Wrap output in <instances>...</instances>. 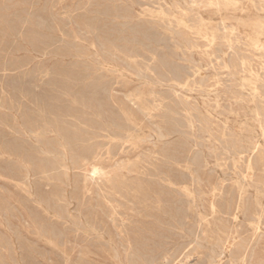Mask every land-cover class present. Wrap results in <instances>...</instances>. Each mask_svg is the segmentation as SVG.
Segmentation results:
<instances>
[{
	"label": "rangeland",
	"instance_id": "374dc122",
	"mask_svg": "<svg viewBox=\"0 0 264 264\" xmlns=\"http://www.w3.org/2000/svg\"><path fill=\"white\" fill-rule=\"evenodd\" d=\"M2 1V3H1ZM0 1V132L2 129V134L0 136V260H3L8 264V260L13 256V249L15 248V252L17 253V259L19 260V264H63L62 258L60 254H56L52 252V247L48 242V232L51 230H63L67 234L69 253L71 255V259L69 264H175L178 259H183L187 262V264H206V262L212 257L218 256L220 253L219 246L225 240L226 236L233 233L235 231V243L233 247L227 248L222 255L220 264H228L230 261H234L237 257V254L242 249L245 248L247 254V264H264V184L263 185H255L252 187L245 189L244 191V201H245V209L242 211L244 213L238 214L237 220H232V216L227 214L225 208V201L227 199H232L233 202L236 201L238 195V185L241 183V174L244 171V165L238 164L237 166L233 164L232 160L228 157L229 155H224L225 151L223 147L219 144L211 143L209 145V138L207 133L204 131H200L199 127L196 125L193 130L189 127L188 122L191 120L189 116L198 117L207 116L210 114V122L213 124V131H221L222 124L226 123V125L232 130V132L236 135H244V136H254L259 138L260 130L257 126V122L253 119L252 110L255 107V104L251 103H235L231 100L230 95L226 97H221L219 99V104L222 108H216V104L214 100V95L207 97L202 94L199 96L196 93H188L182 94L183 96L176 97L170 90L168 86L159 85L157 80L148 83H154L152 89L149 85H147V79L143 78L144 76H148L145 73L144 67L146 64V58L148 59L147 51L151 48L150 39L153 34L156 35V30L146 22L142 21L139 18L138 13L140 14L144 10H155L156 0H1ZM9 1V2H8ZM11 1V3H10ZM35 1H37L35 3ZM84 4H83V2ZM104 1V2H103ZM115 1V2H114ZM136 1V2H135ZM146 1V4L145 2ZM149 3H148V2ZM7 2V3H5ZM24 2V3H23ZM59 2V3H58ZM77 2V4H76ZM80 2V3H79ZM96 2V3H95ZM103 2V3H102ZM106 2H108L106 4ZM120 2V3H119ZM123 3V5L121 4ZM144 2V3H143ZM31 5L29 6L28 5ZM31 3V4H30ZM51 3V4H50ZM87 3V4H86ZM89 3V5H88ZM92 3L94 5H92ZM115 3V6H113ZM152 3V4H151ZM17 4V5H16ZM34 4V5H33ZM37 4V5H35ZM45 6H44V5ZM49 4V5H48ZM63 4V5H62ZM84 6V9L82 6ZM130 4V5H129ZM143 4V5H142ZM264 2L261 4L264 7ZM7 5V6H4ZM9 5H11L9 7ZM13 5V6H12ZM54 5V6H53ZM77 5V6H76ZM79 5V6H78ZM112 6V7H109ZM126 5V6H125ZM132 5V6H131ZM136 5V6H135ZM151 5V6H149ZM155 5V6H154ZM249 2L244 1L240 6L242 9L246 10L245 13L237 11H223L221 15H211L209 18L211 20V26H216L218 29L221 27L220 18L223 20L224 24L227 27H237L239 32L241 33V37L244 40L246 34L251 32L252 27H243L239 25V20H246L249 18L251 22L260 20L264 21V11H259L261 5L258 2H255V5L251 6ZM15 6V7H14ZM23 6V7H22ZM89 6V7H88ZM99 6V7H98ZM119 8H118V7ZM124 6V7H123ZM257 8H256V7ZM259 6V7H258ZM4 7V8H3ZM8 7V8H7ZM14 7V8H13ZM32 7V8H31ZM52 7V8H51ZM67 7H70L67 8ZM79 7V8H78ZM82 7V8H81ZM106 7V8H105ZM114 7V8H113ZM253 7V8H252ZM25 8H28L27 10ZM35 8V9H34ZM39 8V9H38ZM48 8V9H47ZM72 8V9H71ZM123 8V9H122ZM126 8V9H125ZM134 10H132V9ZM137 8V9H136ZM144 8V10H140ZM9 9V10H8ZM41 9V10H40ZM46 9L44 12L43 10ZM56 10L54 12L53 10ZM75 9V11H74ZM78 9V10H77ZM86 9V10H85ZM94 9V10H93ZM97 9V10H95ZM99 9V10H98ZM108 9L109 11L107 12ZM112 9V10H110ZM115 9V10H114ZM120 9V12H118ZM128 9V10H127ZM3 10V11H2ZM8 12H7V11ZM24 12H22V11ZM35 10L37 12H35ZM48 10V11H47ZM72 10V11H71ZM82 10V11H81ZM88 10V11H87ZM91 10V12H90ZM101 10V11H100ZM114 10V11H113ZM258 10V11H257ZM6 11V12H5ZM30 11V12H29ZM37 15H35L33 12ZM60 11V12H59ZM67 11V13H66ZM70 11V12H69ZM78 11V12H77ZM102 11H104L102 13ZM116 11V12H115ZM127 11V12H126ZM256 11V12H255ZM32 12V13H31ZM40 12V13H38ZM42 12V13H41ZM77 14H73V13ZM90 12V13H89ZM95 12V13H93ZM111 12V13H110ZM113 12V13H112ZM124 12V13H123ZM137 12V13H136ZM17 13V14H16ZM20 13V15L18 14ZM46 13V14H45ZM56 13V14H55ZM71 13V14H70ZM81 13V14H80ZM85 13V14H83ZM100 13V14H98ZM110 13V14H109ZM118 13V14H117ZM120 13V14H119ZM126 13V14H125ZM16 16H15V15ZM52 14V15H51ZM59 16H58V15ZM73 14V15H72ZM80 14V15H79ZM98 14V15H97ZM116 14V15H115ZM137 14V15H136ZM6 15V16H5ZM13 15V16H12ZM50 15V16H49ZM56 15V16H55ZM71 15V16H70ZM77 15V16H76ZM79 15V16H78ZM89 15V16H87ZM94 15V16H93ZM96 15V16H95ZM105 15V17H103ZM114 15V16H112ZM132 15V16H131ZM8 16V17H7ZM11 16V17H9ZM19 16V17H18ZM23 16V17H22ZM26 16V17H24ZM32 16V17H31ZM48 18H47V17ZM54 18H53V17ZM83 16V18H82ZM86 16V18L84 17ZM91 16V17H90ZM100 18H99V17ZM102 16V17H101ZM222 16V17H221ZM23 19H22V18ZM59 17V18H58ZM69 21H68V18ZM72 17V20L70 19ZM89 17V18H88ZM117 17V18H116ZM138 17V18H137ZM13 18V19H10ZM61 18V19H60ZM95 18V20H94ZM102 18V19H101ZM109 18V20L107 19ZM122 18V20L120 19ZM5 19V20H4ZM9 19V20H8ZM57 19V20H56ZM60 19V20H58ZM76 19V20H74ZM92 21H91V20ZM106 19V21H105ZM113 19V20H112ZM127 19V20H126ZM135 19V21H134ZM235 19V21H234ZM13 20V21H12ZM36 20V21H35ZM81 20V21H80ZM88 20V21H87ZM98 26H97V22ZM100 20V21H99ZM112 22H111V21ZM130 20V21H128ZM6 21V22H5ZM11 21V25L8 24ZM16 21V22H15ZM28 21V22H27ZM40 23H39V22ZM53 21V23L51 22ZM64 23H63V22ZM85 21V22H84ZM102 21V22H101ZM127 21V22H126ZM131 21L134 23H131ZM141 21V22H140ZM23 22V23H22ZM26 22V23H25ZM37 25H36V23ZM43 22V23H41ZM50 22V23H49ZM61 22V23H57ZM68 22V23H65ZM73 22V23H72ZM75 22V23H74ZM96 22V23H95ZM106 22V23H105ZM110 22V23H109ZM115 22H117L115 24ZM140 22V23H139ZM2 23L4 25H2ZM21 23V24H19ZM35 23V24H34ZM46 23V27L45 24ZM71 23V24H70ZM77 23V25H76ZM91 23V25H90ZM105 23V24H104ZM112 23V25H110ZM120 23V24H119ZM128 23V24H127ZM139 23V24H138ZM217 23V24H216ZM249 23V22H248ZM9 26H8V25ZM15 24V25H14ZM56 28H52L49 25ZM70 24V25H69ZM74 24V25H73ZM84 24V25H83ZM101 24V25H100ZM107 24V25H106ZM109 24V26H108ZM114 24V25H113ZM127 24V25H125ZM130 24L132 26H130ZM141 24V25H140ZM144 24V27H143ZM14 25V26H13ZM18 25V26H17ZM26 25V26H25ZM39 25V26H38ZM61 25V26H60ZM63 25V26H62ZM94 25V26H93ZM136 25V26H135ZM220 27H219V26ZM237 25V26H236ZM20 26L21 29L19 28ZM49 26V27H48ZM78 26V27H77ZM91 26V27H89ZM102 26V27H101ZM121 26V27H120ZM126 26V27H125ZM135 26V27H133ZM147 26V27H146ZM7 27V28H6ZM14 27V29H13ZM17 27V28H16ZM33 27V28H32ZM35 27V28H34ZM42 27L44 29H42ZM62 27L63 30L62 31ZM74 27H76L74 29ZM95 27V28H94ZM98 27V28H97ZM111 27V28H110ZM113 27V28H112ZM139 27V28H136ZM146 29V30H142ZM31 28V29H30ZM38 28V29H37ZM52 29V31L50 30ZM70 28V30H69ZM84 28V30H83ZM105 28L107 32H105ZM137 30H136V29ZM28 29V30H27ZM61 29V30H60ZM69 31H68V30ZM78 29V30H77ZM87 29V30H86ZM98 29V31L96 30ZM103 29V31H102ZM124 29V30H123ZM126 29V30H125ZM139 29V30H138ZM150 29V31H149ZM154 31H153V30ZM16 30V32H15ZM22 30V32H21ZM25 30V31H24ZM36 30V33L35 31ZM76 30V31H75ZM81 32H80V31ZM86 30V32H85ZM91 30V31H90ZM111 30V31H110ZM133 30V31H132ZM141 30V31H140ZM152 30V31H151ZM221 32L218 33L222 36L223 31L221 28L219 29ZM3 31V33H2ZM6 31V32H5ZM13 31V32H12ZM28 31V32H27ZM40 31V32H39ZM49 31V32H47ZM59 31V32H57ZM71 31V32H70ZM84 31V32H83ZM115 33H114V32ZM117 31V33H116ZM129 31V32H128ZM143 31V32H142ZM145 31V32H144ZM9 34H8V33ZM24 32V33H23ZM31 32V33H30ZM44 32V33H43ZM65 32V33H64ZM69 32V33H68ZM78 32V34H77ZM97 32V33H96ZM123 32V33H122ZM130 35H128L127 34ZM147 32V33H146ZM149 32V33H148ZM155 32V33H153ZM23 33V34H22ZM42 34V36L40 35ZM64 33V34H63ZM80 33V34H79ZM85 33V34H84ZM89 33V34H88ZM92 33V34H91ZM111 33V34H110ZM113 33V34H112ZM141 33V34H140ZM4 34V36H3ZM17 36H16V35ZM26 34V35H25ZM52 34V35H51ZM96 34V35H95ZM110 34V35H109ZM115 34V35H114ZM117 34V35H116ZM135 34V35H134ZM146 34V35H145ZM7 35V37H6ZM12 35V36H11ZM45 35V36H44ZM47 35V36H46ZM71 35V36H69ZM74 35V36H72ZM82 35V36H81ZM107 35V36H106ZM120 35V36H119ZM132 35V36H131ZM138 35V36H136ZM16 36V37H15ZM19 36V37H18ZM25 36V37H24ZM45 39H44V37ZM50 36V37H48ZM52 36L54 38H52ZM84 36V37H83ZM86 36V37H85ZM91 36V37H90ZM93 36V37H92ZM95 36V38H94ZM103 36V38H102ZM106 36V37H105ZM117 36V38H116ZM126 36V37H125ZM3 37V38H2ZM5 37V38H4ZM12 37V39L10 38ZM43 37V38H42ZM47 37V38H46ZM58 37V38H56ZM90 39H89V38ZM98 39L96 40V38ZM109 37V38H108ZM114 37V38H113ZM121 37V38H119ZM128 37V39H127ZM159 37V36H158ZM244 37V38H243ZM18 38V39H17ZM66 38V40H65ZM86 38V39H85ZM118 40L116 41L115 40ZM136 38V39H135ZM143 38V39H142ZM146 38V39H144ZM20 39V40H19ZM48 39V40H47ZM53 39V40H52ZM83 39V40H82ZM95 39V40H94ZM102 41H101V40ZM108 39V40H106ZM149 39V40H148ZM8 40V41H7ZM12 40V41H11ZM40 40V41H38ZM43 40V41H42ZM57 42H56V41ZM68 40L71 41L68 42ZM75 40V41H74ZM90 44H89V42ZM99 40V42H98ZM105 40V41H103ZM113 40V41H112ZM130 40V41H129ZM135 40V41H133ZM144 42H142V41ZM259 40L263 43L264 36L259 37ZM6 43H5V42ZM10 41V42H9ZM17 41V42H16ZM24 41V42H23ZM62 41V42H61ZM65 41V42H63ZM96 41V42H95ZM116 41V42H115ZM133 41V42H132ZM137 41V42H136ZM166 40L165 42L169 51L173 54L175 53L173 46L171 47V43ZM98 42V44H97ZM107 42V43H106ZM111 42V43H110ZM125 44H123V43ZM127 42V43H126ZM129 42V43H128ZM142 42V43H141ZM149 42V43H147ZM2 43V44H1ZM8 43V44H7ZM24 43V44H23ZM32 43V44H31ZM50 45H47V44ZM74 43V44H73ZM81 45H80V44ZM106 43V44H105ZM113 43V44H112ZM121 45H118V44ZM139 45H138V44ZM165 43V44H166ZM53 44V45H52ZM62 44V45H61ZM72 44V45H71ZM77 44V45H76ZM87 44V45H86ZM93 44V45H92ZM97 44V45H96ZM101 44V45H100ZM108 44V45H107ZM116 44V45H114ZM132 44V45H131ZM3 45V46H2ZM14 45V46H13ZM17 45V47H16ZM21 45V46H20ZM59 45V46H58ZM67 45V46H66ZM89 45V46H88ZM127 45V46H126ZM129 45V47H128ZM144 45H146L144 47ZM28 48H27V47ZM43 46V47H42ZM64 46V48H63ZM73 48H72V47ZM93 46V47H92ZM102 46V48H101ZM109 46V47H108ZM126 48H124V47ZM132 46L133 49L131 48ZM139 46V47H138ZM16 49H15V48ZM59 47V48H58ZM82 47V49H81ZM141 47V48H140ZM4 50H3V49ZM25 48V49H24ZM32 48V49H31ZM45 48V49H44ZM69 48L71 50H69ZM80 50H79V49ZM84 48V49H83ZM101 48V49H100ZM110 48V49H109ZM113 48L114 50H112ZM119 48V49H118ZM121 48V49H120ZM130 48V49H128ZM143 48V49H142ZM23 49V50H22ZM51 49V50H50ZM62 49V50H60ZM74 49V51H73ZM87 49V50H85ZM91 49V50H90ZM136 49V50H134ZM139 49V50H138ZM27 50V51H26ZM32 50V51H31ZM35 50V51H34ZM41 50V51H40ZM68 50V51H65ZM77 50V51H75ZM85 50V51H84ZM93 50V51H92ZM108 50V51H107ZM117 52H116V51ZM133 50V51H132ZM138 50V51H137ZM143 50V51H141ZM10 54H9V52ZM16 51V52H15ZM24 51V53H23ZM50 51V52H49ZM87 51V52H86ZM98 51V52H97ZM101 51V52H100ZM111 51V52H110ZM113 51V52H112ZM122 51V52H121ZM137 51V52H136ZM141 51V52H139ZM159 51V52H158ZM26 52V53H25ZM29 52V53H28ZM54 52V53H52ZM85 52V53H83ZM103 52V53H102ZM106 52V53H104ZM115 52V53H114ZM129 52V53H128ZM134 52V54H133ZM145 52V53H144ZM161 52V53H160ZM163 51L157 50L158 59L160 56L164 54ZM244 56L249 58L251 61L250 69L254 72H261L258 58L261 56V53L249 50L243 51ZM45 53V54H44ZM50 53V54H49ZM68 53V54H67ZM74 53V54H73ZM94 53V54H93ZM101 53V54H99ZM115 54L111 56L112 54ZM247 53V54H246ZM249 53V54H248ZM15 54V55H14ZM30 54V55H29ZM40 56H39V55ZM48 54V55H47ZM54 54V55H53ZM71 54V55H69ZM79 54V55H78ZM93 54V55H92ZM104 54V55H103ZM109 54V55H108ZM126 54L135 55L138 57L136 63L130 62L126 59ZM144 54V55H143ZM75 55V56H74ZM90 55V56H89ZM253 55V56H252ZM33 56V57H32ZM51 56H53L51 58ZM58 56V57H57ZM73 56V57H70ZM81 56V58H80ZM89 58H88V57ZM98 56V57H97ZM2 57V58H1ZM26 57V58H24ZM35 57V58H34ZM46 57V58H45ZM67 57V59H65ZM84 57V59L82 58ZM92 57V58H91ZM107 57V58H106ZM118 59H116V58ZM125 57V60H124ZM6 58V59H5ZM31 58V59H30ZM32 58H34L32 60ZM48 58V59H47ZM54 58V59H53ZM58 58V59H57ZM59 58H61L59 60ZM69 58V59H68ZM105 58V59H104ZM109 58V59H108ZM112 59V61L110 60ZM123 58V59H122ZM257 58V60H256ZM2 59V60H1ZM17 59V62L16 60ZM20 59V60H19ZM40 59V60H39ZM53 59V60H51ZM71 59V60H70ZM80 59V60H79ZM95 59V60H94ZM108 59V60H107ZM142 59V60H141ZM197 59V58H196ZM8 60V62H7ZM14 60V63H13ZM38 60L41 62H38ZM43 60V61H42ZM49 60V61H47ZM58 60V61H56ZM69 60V61H68ZM76 60V61H74ZM78 60V62H77ZM86 60V61H84ZM121 60V61H120ZM11 61V63H10ZM26 61V62H25ZM45 61V62H44ZM57 63H55V62ZM63 63H62V62ZM74 61V62H72ZM106 61V62H105ZM115 63H114V62ZM124 61V62H123ZM129 61V64H128ZM139 61V62H138ZM144 61V63H143ZM30 62V64H29ZM36 62V63H35ZM43 62V64H42ZM52 62V63H51ZM61 62V63H60ZM66 62H70L66 63ZM84 62V63H83ZM87 62V63H86ZM90 62V63H89ZM95 62V63H94ZM14 66H13V64ZM32 63V64H31ZM74 63V64H73ZM80 63V64H79ZM82 63V64H81ZM86 63V64H85ZM93 63V64H92ZM111 63V64H110ZM113 63V64H112ZM127 65H126V64ZM135 65H133V64ZM187 63V64H185ZM6 64V65H5ZM11 64V66L9 65ZM24 64V65H23ZM36 64V65H35ZM60 64V65H59ZM68 64V65H67ZM76 64V65H75ZM85 64V65H84ZM88 64V65H87ZM100 64V65H99ZM123 64V65H122ZM132 64V65H130ZM181 68H186L188 66V62H179ZM2 65V66H1ZM54 65V66H53ZM57 65V66H56ZM62 65V66H61ZM80 65V66H78ZM94 65V66H92ZM99 65V66H98ZM106 65V66H105ZM126 65V66H125ZM158 63L152 64V67L156 68ZM259 65V66H258ZM32 66V68H31ZM35 66V68L33 67ZM37 66V67H36ZM51 66V67H50ZM75 66V67H74ZM84 66V67H82ZM91 66V67H90ZM11 67V68H10ZM21 67V68H20ZM53 67V68H52ZM67 67V68H65ZM72 67V68H71ZM74 67V68H73ZM87 67V68H86ZM122 67V68H121ZM127 67V69H126ZM216 67V66H215ZM259 67V68H258ZM28 68V69H27ZM50 68L52 70H50ZM89 68H92L91 70ZM100 68V69H98ZM103 68V69H102ZM110 68V69H109ZM139 68V69H138ZM3 71H2V70ZM57 71H56V70ZM73 69V70H72ZM76 69V70H75ZM113 69V70H112ZM130 69V70H129ZM217 69V68H216ZM34 70V71H33ZM55 70V71H54ZM66 70V71H64ZM96 70V71H95ZM103 70V71H102ZM106 72H105V71ZM122 70V71H121ZM126 70V71H125ZM133 70V71H131ZM140 72H139V71ZM219 69L213 71L211 70V75L215 74ZM21 71V72H20ZM29 71V72H28ZM31 71V72H30ZM88 71V73H87ZM100 71V72H98ZM102 71V72H101ZM116 71V72H115ZM23 72V73H22ZM49 72V73H48ZM55 72V73H54ZM59 72V74H58ZM72 73L73 75L69 74ZM82 72V73H81ZM90 72V73H89ZM96 72V73H95ZM109 72V73H108ZM129 75H125V73ZM144 72V73H143ZM220 74L225 75L222 71H218ZM222 72V73H221ZM9 73V74H8ZM15 73V74H14ZM27 73V74H26ZM36 75H34V74ZM77 75H76V74ZM86 75H84V74ZM99 73V75H98ZM108 73V74H107ZM120 73V74H119ZM137 73V74H136ZM156 76L158 78V71H155ZM4 74V75H3ZM12 74L15 76L12 79ZM21 74V75H20ZM23 74V75H22ZM39 74V75H38ZM50 74V75H49ZM68 74V75H67ZM81 74V75H79ZM243 74V75H242ZM3 75V76H2ZM35 77H34V76ZM42 75V76H41ZM46 75V76H45ZM97 75V76H96ZM111 75V76H110ZM137 78H136V76ZM142 75V78H140ZM240 75V76H239ZM245 75V76H244ZM30 76V77H29ZM33 76V78H32ZM61 76L60 78L57 77ZM69 76V77H68ZM77 76V77H76ZM94 76V77H93ZM100 76V78H99ZM114 76V77H112ZM121 76V77H120ZM140 76V77H138ZM10 77V78H9ZM21 77V78H20ZM24 77V80L22 79ZM29 77L30 79L26 78ZM46 77V78H45ZM54 77V78H53ZM72 77V79H71ZM124 77V78H123ZM243 77H248L247 73H240L237 75L236 85L233 87V91L237 93H242L237 87L240 83V79ZM8 78V80L6 79ZM19 78V79H18ZM26 78V81H25ZM32 78V79H31ZM50 78V79H48ZM53 80H52V79ZM64 78V79H62ZM76 78V79H75ZM97 78V79H95ZM135 78L137 80H135ZM222 78V77H221ZM18 79V81H16ZM62 79V80H61ZM66 79V80H65ZM69 79V80H68ZM85 79V81H84ZM103 79V80H102ZM108 79V80H107ZM110 79V80H109ZM114 79V80H112ZM141 79V80H140ZM145 79V80H143ZM5 80V81H4ZM22 80V81H21ZM30 80V81H29ZM51 80V81H50ZM60 80V81H57ZM102 80V81H101ZM128 80V81H127ZM225 80V77H223ZM45 81V82H44ZM53 81V82H52ZM57 81V82H56ZM66 81L67 83H64ZM99 81V82H97ZM108 82V84L106 83ZM115 81V83H113ZM126 83H124V82ZM132 81V82H130ZM146 81V82H145ZM8 82V83H7ZM24 82V83H23ZM42 82V83H41ZM48 82V83H47ZM59 82V83H58ZM71 82V83H70ZM78 82V83H77ZM81 82V83H80ZM91 82V83H90ZM93 82V84H92ZM103 82L105 84H103ZM112 82V83H111ZM146 84H145V83ZM11 83V84H10ZM39 83V84H38ZM63 83V84H62ZM80 83V84H79ZM84 83V84H83ZM90 83V84H88ZM98 83V84H97ZM122 83V84H121ZM129 83V84H128ZM141 85V87L138 85ZM156 83V84H155ZM10 84V85H9ZM26 84V86H25ZM32 86H30V85ZM69 84V85H67ZM72 84V85H71ZM97 84V85H95ZM126 86H125V85ZM261 84V82H260ZM264 84V80L262 81V85ZM5 85V86H4ZM12 85V86H11ZM20 85V87H19ZM24 85V87H23ZM52 85V86H51ZM136 85V86H135ZM144 85V86H143ZM146 85V87H145ZM4 86V87H3ZM11 86V87H10ZM35 86V88H34ZM59 86V87H58ZM85 88L83 89L82 87ZM89 88H86L88 87ZM93 86V88H92ZM111 86V87H110ZM118 86V87H117ZM139 86V87H138ZM143 86V87H142ZM156 86V88H155ZM38 87V88H37ZM50 87V88H49ZM53 87V88H51ZM64 87V88H62ZM91 87V88H90ZM97 87V88H95ZM104 87V88H103ZM123 87V88H122ZM148 87V88H147ZM150 87V89H149ZM5 88V89H4ZM22 88V89H21ZM24 88V89H23ZM56 88V90H55ZM70 88V89H68ZM75 88V89H74ZM117 88V89H116ZM123 89V91L121 89ZM140 88V89H139ZM144 90H143V89ZM159 88V89H158ZM7 89V90H6ZM10 89V90H9ZM79 89V90H78ZM88 91H87V90ZM139 89V90H138ZM164 89V90H163ZM22 90V91H21ZM69 90V91H67ZM81 90H84L81 91ZM94 90V91H93ZM110 90V91H109ZM148 92H147V91ZM160 90V91H159ZM263 89L260 91L262 92ZM3 91V93H2ZM16 93H15V92ZM18 91V92H17ZM51 91V92H50ZM67 91V92H66ZM93 91V92H91ZM96 91V92H95ZM98 91V92H97ZM104 91V92H103ZM107 91V92H106ZM150 91H153L150 92ZM155 91V92H154ZM12 92V94H10ZM43 92V93H42ZM53 92V94H52ZM73 94V95H71ZM83 92V93H82ZM87 92V93H86ZM130 92V93H129ZM140 92V93H139ZM142 92V93H141ZM144 92V93H143ZM170 92V95H169ZM66 93V94H65ZM86 93V94H85ZM94 93V94H93ZM129 93V94H128ZM137 93V94H136ZM139 93V94H138ZM163 95H162V94ZM263 93V92H262ZM31 94V95H30ZM48 94V95H47ZM59 94V95H58ZM68 94V95H67ZM95 96H93V95ZM102 94V95H101ZM104 94V96H103ZM125 94V95H124ZM169 96H167V95ZM191 94V95H189ZM242 94H246L245 92ZM3 95V96H1ZM14 95V96H13ZM45 97H43V96ZM63 95V96H62ZM78 95V97H76ZM90 95V96H87ZM109 95V97H108ZM115 95V96H113ZM122 95V96H121ZM128 95V96H127ZM130 95V96H129ZM138 95V96H137ZM149 95V96H148ZM154 95V96H152ZM165 95V96H164ZM12 96V97H10ZM16 96V97H15ZM18 96V97H17ZM20 96V97H19ZM51 96V98L49 97ZM54 96V97H53ZM85 96V97H84ZM93 96V97H92ZM117 96V97H116ZM142 96V97H141ZM186 96V97H185ZM30 97V98H29ZM63 97V98H62ZM66 97L67 99H65ZM81 97V98H80ZM83 97V98H82ZM90 97V98H89ZM111 97V98H110ZM134 97V98H133ZM141 97V98H140ZM147 99H145V98ZM148 97V98H147ZM151 97V98H150ZM158 97V98H157ZM168 97V98H166ZM174 99H173V98ZM176 97V98H175ZM4 98V99H3ZM20 100H17V99ZM50 98V100H49ZM86 98V99H84ZM95 98V99H94ZM103 98V99H102ZM106 98V99H105ZM108 98V99H107ZM124 98V99H123ZM128 98V100H127ZM132 98V99H130ZM139 98V100L137 99ZM180 100H179V99ZM210 98V100H209ZM26 101H25V100ZM36 101H35V100ZM46 99H48L46 101ZM63 99V100H62ZM65 99V100H64ZM80 99V100H79ZM93 99V101L91 100ZM121 99V100H120ZM153 99V100H152ZM155 99V100H154ZM225 99V101H224ZM228 99V100H227ZM2 100V101H1ZM16 100V101H14ZM23 100V101H22ZM45 100V101H44ZM61 100V101H59ZM70 100V101H69ZM84 100V101H82ZM95 100V102H94ZM112 100V102H111ZM133 102H131V101ZM136 100V102L134 101ZM143 102H142V101ZM177 100V101H175ZM184 100V101H183ZM193 100V101H192ZM223 100V101H222ZM35 101V102H34ZM39 101V102H38ZM54 103H51L53 102ZM68 101V102H67ZM73 101V102H72ZM82 101V102H81ZM90 103L93 102L94 107L100 108L102 111L101 116H96L95 111H92L88 108ZM145 101V102H144ZM153 103H152V102ZM165 101V102H164ZM175 103H174V102ZM180 101V102H179ZM186 101V103H185ZM188 101V102H187ZM195 101V102H194ZM209 101V102H208ZM57 102V104H56ZM85 102L87 104H85ZM103 102V103H101ZM117 102V103H116ZM127 105H125L124 103ZM139 102V103H138ZM173 104H171V103ZM198 104H197V103ZM213 102V103H212ZM229 102V103H226ZM24 103V104H23ZM42 103V104H41ZM47 103V104H46ZM51 103V104H50ZM66 105H65V104ZM75 103V104H74ZM98 103V105H97ZM101 103V104H99ZM106 103V104H105ZM112 103V104H111ZM138 103V104H136ZM146 103V105H145ZM154 104V105H151ZM156 103V104H155ZM160 103V106L157 108H153L157 104ZM167 105H165V104ZM171 104V106L169 105ZM212 103V104H211ZM224 103V104H223ZM10 104V105H9ZM15 104V105H14ZM56 104V105H55ZM83 104V105H82ZM103 104V105H102ZM133 104V105H130ZM145 107L151 110L152 115L154 114L155 120L153 119L151 122L148 121L142 115V112L139 111L137 106ZM183 104V105H182ZM204 104V105H203ZM230 104V105H229ZM259 104V103H258ZM262 104L264 101L262 100ZM24 107H23V106ZM61 106V108H59ZM72 105V106H71ZM110 105V106H109ZM224 105V106H223ZM248 105V106H247ZM251 105V106H249ZM11 106V107H10ZM15 106V107H14ZM18 106V107H16ZM26 106V107H25ZM29 106V108H28ZM52 106V107H51ZM70 107V109L68 107ZM77 106V107H76ZM80 106V107H78ZM103 106V107H102ZM110 108H109V107ZM130 106V107H129ZM151 106V107H148ZM166 106V107H165ZM175 108H173V107ZM178 108H177V107ZM186 106V108H185ZM190 106V107H189ZM201 106V107H200ZM257 107H261L260 104ZM7 107V108H6ZM23 107V108H22ZM34 107V108H33ZM43 107V109H42ZM47 107V108H45ZM67 107V108H66ZM75 109H74V108ZM112 107V108H111ZM116 107V108H115ZM139 107V106H138ZM160 107V108H159ZM164 107V108H163ZM231 108L233 111H229ZM35 108L37 110H35ZM40 108V109H39ZM51 108V110H50ZM67 109L62 112L63 109ZM79 108V109H77ZM105 108V109H104ZM192 108H198L197 112H192ZM213 108V109H212ZM13 109V110H12ZM82 109V111H81ZM108 109V110H107ZM113 109V110H112ZM120 111H119V110ZM121 109L131 113L138 121L144 123L146 128L143 129L141 136H145L147 134H151L149 140L141 143V148L139 151V158L141 160L140 165H134V168H130L133 170L131 173H125L123 178H114L111 185L103 182L102 193L90 183V180L86 183L88 192L84 190L83 185V172L81 170L74 169V163L79 159L81 155L83 156L86 152L91 151L96 143H101L102 137L105 136V133H109L112 135H119V131H117V127L125 126V121L123 119V115L121 113ZM138 109V110H136ZM190 109V110H188ZM216 109V110H215ZM224 111H223V110ZM9 110V111H8ZM28 110V112H27ZM50 110V112H49ZM53 110L55 112H53ZM74 110V111H73ZM87 110V111H85ZM89 110V111H88ZM135 112H134V111ZM163 110V111H162ZM167 110V111H166ZM3 113H2V112ZM8 111V112H7ZM23 111V112H22ZM47 111V112H46ZM77 111V112H75ZM108 111V112H107ZM160 113H157V112ZM165 111L167 112L165 115ZM187 111V112H186ZM190 111V112H189ZM205 111V112H204ZM33 114H32V113ZM38 112V113H37ZM59 112V113H58ZM82 114H80V113ZM83 112V113H82ZM90 112V113H89ZM103 112V113H102ZM170 112V113H169ZM172 112V113H171ZM176 112V113H175ZM229 113L227 115V113ZM236 112V114H235ZM5 113V119L3 118ZM10 113V114H9ZM16 113V114H15ZM57 113L59 115H57ZM66 116H65V114ZM94 115H92V114ZM111 115H110V114ZM114 113V114H113ZM181 113V114H180ZM190 113V114H189ZM197 113V115L193 114ZM207 113V114H206ZM226 113V114H224ZM23 114V115H22ZM49 114V116H48ZM74 114V115H73ZM111 118H110V116ZM164 114V115H162ZM185 116L183 117L182 116ZM186 114V115H185ZM235 114V115H234ZM3 115V116H2ZM13 115V116H12ZM70 115V116H69ZM77 115V116H76ZM107 115V116H106ZM117 115V116H116ZM119 115V116H118ZM180 115V116H179ZM200 115V116H198ZM219 115V116H218ZM245 115V116H243ZM31 116V117H30ZM33 116V118H32ZM35 116V117H34ZM85 116V118H83ZM91 117L88 119V117ZM103 116V117H102ZM116 116V117H115ZM175 118H173V117ZM223 118H222V117ZM81 117V118H80ZM93 117V119H92ZM114 119H113V118ZM144 117V118H143ZM236 117V118H235ZM25 118V119H24ZM44 118V119H43ZM63 118V120H62ZM83 118V119H82ZM98 120L96 121L95 120ZM119 118V119H118ZM122 118V119H121ZM157 118V119H156ZM184 118V119H183ZM190 118V120H189ZM245 118V120H243ZM248 118V119H247ZM251 118V119H250ZM28 119V120H27ZM61 119V120H60ZM67 119V120H65ZM80 119V120H79ZM112 119V120H111ZM173 119V120H172ZM179 119V123H178ZM213 119V120H212ZM238 119V120H237ZM240 119V120H239ZM17 120V121H15ZM100 120V121H99ZM105 120V122H103ZM108 120V121H107ZM116 120V121H115ZM22 121V122H21ZM50 121V122H49ZM69 121V122H66ZM73 121V122H72ZM97 123H96V122ZM123 121V122H121ZM155 121V123H153ZM162 121V123H161ZM168 121V122H167ZM173 121V122H172ZM176 121V122H175ZM217 121V122H216ZM227 121V122H226ZM249 121V122H247ZM251 121V122H250ZM60 122V123H59ZM81 122V123H80ZM94 122V124H93ZM117 122H121L120 124ZM221 122V123H220ZM230 122V123H229ZM245 122V123H244ZM16 123V124H15ZM55 123V124H54ZM234 123V124H233ZM253 123V124H252ZM256 123V124H254ZM3 124V125H2ZM22 124V125H21ZM75 124V125H74ZM91 124V125H90ZM110 126H109V125ZM157 126L161 127V132L164 135V139L156 140L153 132L156 131ZM164 124V126H163ZM175 124V127L174 125ZM181 124V125H179ZM184 124V125H183ZM56 125V126H55ZM72 125V126H71ZM80 125V126H79ZM95 125V126H94ZM98 125V127L96 126ZM103 126V128L101 127ZM162 125V126H161ZM167 125V126H166ZM169 125V126H168ZM180 127H179V126ZM215 125V126H214ZM238 125V126H237ZM247 125V126H246ZM2 126V128H1ZM25 126V127H24ZM29 126V127H28ZM44 126V127H43ZM65 126V127H64ZM116 126V127H115ZM171 126V127H170ZM183 126V127H182ZM240 126V127H239ZM242 126V127H241ZM244 126V127H243ZM7 129H6V128ZM11 127V128H10ZM49 127V129H48ZM80 127V128H79ZM94 127V128H93ZM153 127V128H152ZM170 127V128H168ZM178 127V129L176 128ZM216 127V128H215ZM218 127V128H217ZM233 127V128H232ZM31 128V129H30ZM41 128V130H40ZM56 130H55V129ZM86 130H85V129ZM102 128V129H101ZM254 128V129H253ZM4 129V130H3ZM18 129V130H17ZM20 129V131H19ZM52 131H51V130ZM64 129V130H63ZM69 129H71L69 131ZM74 129V130H73ZM89 129V130H88ZM150 129V130H149ZM153 129L154 131H152ZM173 129V130H172ZM185 129V131H184ZM187 129V130H186ZM218 129V130H217ZM257 129V130H255ZM8 130V132H7ZM27 130H29L27 132ZM67 130V131H66ZM78 132H76V131ZM81 130V131H80ZM108 130V131H107ZM114 130V131H113ZM116 130V132H115ZM169 130V132H168ZM179 130V131H178ZM241 130V131H240ZM252 130V132H251ZM10 131V132H9ZM17 131V132H15ZM44 131V132H43ZM57 131V133H56ZM72 131V134H71ZM90 132V134L88 133ZM98 131V132H96ZM101 131V132H100ZM192 131V132H191ZM239 131L241 133H239ZM243 131V132H242ZM6 132V133H5ZM13 132V133H12ZM31 132H36L40 134V139L38 140L34 138ZM42 132V134H41ZM46 132V133H45ZM66 132V133H65ZM80 132V133H79ZM118 132V133H117ZM175 133L174 135L172 133ZM178 132V133H177ZM246 132V134H245ZM250 132V133H249ZM256 132V133H255ZM5 133V135L3 134ZM11 133V134H10ZM45 133V134H44ZM76 133V134H75ZM79 133V134H77ZM82 133V135H81ZM98 133V134H97ZM101 135H100V134ZM117 133V134H116ZM180 133V134H179ZM200 133V134H199ZM26 134V135H25ZM84 134V135H83ZM194 134V135H193ZM202 134V135H201ZM206 134V135H205ZM252 134V135H251ZM256 134V135H255ZM11 135V136H10ZM25 135V137L23 136ZM60 135V136H59ZM99 135V136H98ZM187 135V136H186ZM199 135V136H198ZM204 135V136H203ZM33 136V137H32ZM62 136V138H61ZM78 136L80 139H78ZM86 136V137H85ZM88 136V137H87ZM91 136V137H90ZM166 136V137H165ZM186 136V137H185ZM42 137V138H41ZM68 137V138H67ZM75 137V138H74ZM77 137V139H76ZM82 137H84L82 139ZM168 137V138H167ZM171 139H170V138ZM188 137V138H187ZM193 137V138H191ZM2 138V140H1ZM5 138V139H4ZM20 138V139H19ZM23 138V139H22ZM28 138V139H27ZM45 138V139H44ZM54 138V139H53ZM60 138V139H59ZM90 138V139H89ZM94 138V139H93ZM201 140H200V139ZM9 139V141L7 140ZM16 139V141H15ZM47 139V141H46ZM86 139V140H85ZM98 139V140H97ZM177 139V140H176ZM192 139V140H191ZM204 139V140H203ZM4 140V141H3ZM26 140V141H25ZM43 140V141H41ZM56 142H55V141ZM73 140V141H72ZM81 140V141H80ZM95 140V141H94ZM176 140V141H175ZM7 141V142H6ZM13 143H11V142ZM22 141V142H21ZM37 141V142H36ZM51 141V142H50ZM60 141V142H59ZM63 141V142H62ZM75 141V142H74ZM94 141V142H93ZM99 141V142H98ZM157 141V142H156ZM174 141V142H173ZM183 141V142H182ZM201 141L203 145L201 144ZM208 141V142H207ZM261 143H263L262 139H259ZM21 142V143H20ZM42 142V144H41ZM47 142V143H46ZM55 142V143H54ZM71 142V143H69ZM92 142V143H89ZM182 142V143H181ZM186 142V143H184ZM207 142V143H206ZM8 143V144H7ZM23 143V144H22ZM51 143V145L49 144ZM57 143V144H56ZM83 145H82V144ZM159 143V144H158ZM174 143V144H173ZM179 145H178V144ZM188 143V144H187ZM199 145H198V144ZM5 144V147H4ZM28 144V145H27ZM35 144V145H34ZM78 144V145H77ZM81 144V145H80ZM89 146H88V145ZM147 146H145V145ZM169 144V145H167ZM186 144V145H185ZM190 144V145H189ZM208 144V145H207ZM12 145V147L10 146ZM17 145V146H15ZM23 147H22V146ZM31 147H30V146ZM40 145V146H38ZM43 145V146H42ZM50 145V146H47ZM60 145V146H59ZM74 145V146H72ZM91 145V147H90ZM172 145V146H171ZM178 147H177V146ZM184 145V146H183ZM190 147H188V146ZM206 145V146H205ZM9 146V147H8ZM36 146V147H34ZM53 146V147H52ZM71 146V147H70ZM174 146V147H173ZM180 146V147H179ZM204 146V147H203ZM213 146V147H212ZM16 147V148H14ZM21 147V148H20ZM29 149L26 151V149ZM40 147H43L44 151L40 150ZM59 147V148H58ZM85 147V148H84ZM162 147V148H161ZM166 147V148H165ZM170 147V148H168ZM177 147V148H175ZM192 147V148H191ZM203 147V148H201ZM216 147V148H215ZM220 147V148H219ZM3 148V149H2ZM14 148V149H13ZM62 148V149H61ZM75 148V150H74ZM84 148V149H83ZM88 148V149H87ZM154 148V150H153ZM160 148V149H159ZM165 148V149H164ZM186 148V149H185ZM188 148V149H187ZM206 148V149H205ZM8 149V150H7ZM50 149V150H49ZM64 149V150H63ZM77 149V150H76ZM90 149V150H89ZM146 149V150H145ZM152 149V151H151ZM173 149V150H172ZM179 149V150H178ZM183 149V150H182ZM191 149V150H190ZM209 149V150H208ZM217 149V150H216ZM63 150V151H62ZM68 150V151H67ZM84 150V151H83ZM87 150V151H86ZM159 150V151H158ZM169 150V151H168ZM182 150V151H181ZM194 150V151H193ZM196 150V151H195ZM218 151V153H216ZM10 151V152H9ZM23 151V152H22ZM46 151V152H45ZM54 151V152H53ZM65 151L66 156L63 155ZM81 151V152H80ZM155 151V152H154ZM158 151V152H157ZM171 153H168V152ZM184 151V152H183ZM193 151V152H192ZM25 152V153H24ZM59 152V153H58ZM62 152V153H61ZM145 152V153H144ZM150 152V153H149ZM187 152V153H186ZM195 152V153H194ZM199 152V153H198ZM211 152V154H210ZM222 152V154L220 153ZM30 155H29V154ZM35 153V154H34ZM42 153V154H41ZM45 153V154H44ZM68 153V154H67ZM78 153V155H77ZM81 153V154H80ZM150 154V155H147ZM152 153H155L154 155ZM161 153V154H160ZM183 153L185 155H183ZM196 153L200 154L196 155ZM215 153V154H214ZM27 154V155H26ZM32 154V155H31ZM47 154V155H46ZM52 154V155H50ZM56 154V155H55ZM152 154V155H151ZM167 154V155H166ZM180 154V156H179ZM203 156H202V155ZM207 154H210L209 156ZM212 154H214L212 156ZM221 154V155H220ZM20 155V156H19ZM28 155L30 157H28ZM35 155V156H34ZM70 155V156H69ZM143 155V156H142ZM162 155V156H161ZM165 157H164V156ZM190 155V156H189ZM196 155L197 157H195ZM13 156V157H12ZM16 156V157H15ZM27 156V157H26ZM42 156V158H41ZM57 156V157H55ZM72 156V157H71ZM75 156V157H74ZM153 156V158H152ZM177 156V157H176ZM222 156V157H221ZM227 156V159H226ZM9 157V158H8ZM35 157V158H34ZM38 157V158H37ZM47 157L49 159H47ZM59 157V158H58ZM71 157V158H69ZM79 157V158H78ZM147 157L148 159H145ZM156 157V158H155ZM181 157V158H179ZM208 157V158H207ZM224 157V158H223ZM26 158V159H25ZM37 158V159H36ZM78 158V159H76ZM160 158V159H159ZM168 158V159H167ZM197 158V159H196ZM202 158V159H201ZM210 158V160H209ZM221 158V159H220ZM229 158V159H228ZM31 159H34L31 160ZM41 161H40V160ZM47 159V160H46ZM51 159V160H50ZM63 159V160H62ZM119 165L122 161V166H125L127 163L126 158H119ZM136 157L130 156L129 163L132 164L136 162L138 159ZM169 162H167L166 160ZM180 159V161H178ZM184 161H183V160ZM204 159V160H203ZM226 159V160H225ZM3 160V161H2ZM8 162H4V161ZM11 160V161H9ZM21 160V161H20ZM26 160L30 161L29 166V178L28 181L24 178V169L22 167V163L26 162ZM55 160V161H54ZM61 160V161H59ZM74 160V163L72 161ZM146 160V161H144ZM155 160V161H154ZM161 160V161H160ZM163 160V161H162ZM165 160V161H164ZM186 160V161H185ZM195 160H199L198 162ZM202 162H201V161ZM217 162H216V161ZM227 160H230L229 164ZM47 161V162H45ZM50 161V162H49ZM133 161V162H132ZM148 161V162H147ZM150 161V162H149ZM227 163H226V162ZM10 162V163H9ZM43 162L41 165L40 163ZM49 162V163H48ZM57 162V163H55ZM65 163L69 168L68 174L65 176L63 169L60 167L61 163ZM71 162V163H70ZM132 162V163H131ZM155 162V163H154ZM163 162V163H162ZM165 162V163H164ZM194 162V163H193ZM200 162V163H199ZM224 162V163H223ZM5 165L9 168H7ZM8 163L10 165H8ZM13 163V164H12ZM17 165H16V164ZM46 163V164H45ZM48 163V164H47ZM151 163V164H150ZM205 163V164H204ZM219 163V164H218ZM221 163V164H220ZM226 163V164H225ZM3 164V165H2ZM20 164V165H19ZM33 164V165H32ZM37 164V165H36ZM166 164V165H165ZM177 166H176V165ZM181 164V165H180ZM208 164V167H207ZM214 164V166H213ZM216 164V165H215ZM218 164V165H217ZM256 167V176L255 180L261 178V167L262 164L258 163ZM2 165V166H1ZM13 165V168H12ZM35 165V166H34ZM59 165V166H57ZM127 165V164H126ZM165 167H164V166ZM183 165V166H182ZM203 165V166H202ZM235 165V168H233ZM18 166V167H17ZM50 166V167H49ZM72 166V168H71ZM130 166V165H129ZM155 166V167H154ZM172 166V167H171ZM176 166V167H175ZM229 166V167H228ZM232 168H231V167ZM33 167V168H31ZM100 169H104V171H109L113 169V166H110L109 163H101L98 165ZM141 167H144L143 169ZM148 167V169H147ZM160 167V168H159ZM161 167L163 169H161ZM167 167V168H166ZM175 167V168H173ZM191 167V168H190ZM196 167V168H195ZM198 167L199 172L196 170ZM201 167V168H200ZM213 167V168H212ZM223 167V168H222ZM11 168V169H10ZM15 168V169H14ZM43 168V169H42ZM52 168V169H50ZM57 168V169H55ZM60 168V169H59ZM150 168V169H149ZM171 168V169H169ZM173 168V169H172ZM178 171H175L177 170ZM182 168V169H181ZM203 168V169H202ZM205 168V169H204ZM216 168V170L214 169ZM230 168V169H229ZM4 169V170H2ZM20 169V170H19ZM37 169V170H36ZM54 169V170H53ZM137 171H135V170ZM152 169V170H151ZM159 169V170H158ZM166 169V170H164ZM208 169V170H207ZM223 169V170H222ZM233 169V170H232ZM7 170V171H6ZM90 170V168H89ZM170 170V171H169ZM183 170V171H182ZM185 170V171H184ZM188 170V171H186ZM195 172H194V171ZM203 170V173H202ZM225 170V171H224ZM238 170V171H236ZM9 171V172H8ZM32 171V172H31ZM38 171V172H37ZM62 171V173H61ZM76 171V172H75ZM147 171V172H146ZM173 171V172H172ZM210 171V172H209ZM213 171V172H212ZM230 171V172H229ZM240 171V172H239ZM5 172V173H4ZM18 174L16 176V173ZM40 172V173H39ZM74 172V173H73ZM155 172V173H154ZM160 172V173H159ZM224 172V173H223ZM226 172V173H225ZM228 172V173H227ZM258 172V173H257ZM4 173V174H3ZM15 173V174H13ZM79 173V174H78ZM82 176H81V174ZM168 173V174H167ZM174 173V174H173ZM188 173V174H187ZM197 176V184L195 187L196 197H198V190H202L203 193H208L212 186H216L222 182L223 187V196L222 199L217 201L218 211L219 213L216 215L217 217H211L208 211L207 205V196L201 198H196V202L192 205L189 204L184 197V195L178 190V187H169L166 183V177H169L175 183L181 182L182 179L185 181H190V174ZM223 173V174H222ZM260 173V174H259ZM32 174V175H31ZM49 174V176H48ZM52 174V175H51ZM131 174V175H130ZM145 174V175H143ZM165 174V175H164ZM181 174V175H179ZM183 174V176H182ZM42 175V176H41ZM55 175V176H54ZM73 175V176H72ZM140 175V176H139ZM158 175V176H157ZM175 177H173V176ZM188 175V176H187ZM224 175V176H223ZM229 175V176H228ZM234 175V176H231ZM10 176V177H9ZM22 176V177H21ZM62 176H64L62 178ZM68 176V177H67ZM114 176V175H113ZM142 176V177H141ZM161 176V177H160ZM180 176V177H179ZM182 176V178H181ZM37 177V178H36ZM42 177V178H41ZM45 177V178H44ZM47 177V178H46ZM144 177V178H143ZM150 179H149V178ZM185 179H184V178ZM225 177V179L223 178ZM227 177V178H226ZM23 178V179H22ZM35 178V179H34ZM57 178V180H56ZM79 178V179H78ZM98 178V175L94 176V179ZM128 178V179H127ZM132 178V180H131ZM135 178V179H134ZM173 178V179H172ZM186 178H189L186 180ZM237 178V179H235ZM21 179V180H19ZM37 179V180H36ZM39 179V180H38ZM73 181H72V180ZM95 179V180H96ZM115 179V180H114ZM124 179V180H123ZM149 179V180H148ZM155 179V182L154 180ZM180 179V180H178ZM221 179L220 181H218ZM227 179V180H226ZM230 179V180H229ZM25 180V181H24ZM34 180V181H33ZM129 180V181H128ZM148 180V181H147ZM158 180V181H157ZM8 181V182H7ZM41 181V182H40ZM53 181V183H52ZM123 181V182H122ZM137 182V183H134ZM153 181V183H152ZM224 181V182H223ZM233 181V182H232ZM264 183V180H262ZM3 184H2V183ZM22 182V183H21ZM37 184H36V183ZM41 184H40V183ZM73 185H72V183ZM118 182H120L118 184ZM149 184H148V183ZM208 183V185L206 183ZM231 182V183H230ZM236 182V184H235ZM13 183V184H12ZM80 183V184H79ZM125 183V184H123ZM152 183V184H151ZM218 183V184H216ZM229 183V184H228ZM20 184V185H19ZM23 184L26 186H30V195L29 196L23 187ZM33 184V185H32ZM39 184V185H38ZM69 184V185H68ZM78 184V186H76ZM156 186H155V185ZM161 184L163 186H161ZM118 185V186H117ZM133 185V186H132ZM139 185V186H138ZM145 185V186H144ZM148 185V186H147ZM158 185V186H157ZM166 185V186H164ZM207 185V186H206ZM228 185V186H225ZM230 185V186H229ZM237 185V186H235ZM5 186V187H4ZM111 186L113 188L111 189ZM160 186V187H159ZM210 186V187H209ZM233 186V188H232ZM263 186V187H262ZM34 187V188H33ZM44 187V188H43ZM49 187V188H48ZM70 187V188H69ZM77 187V188H76ZM124 187V188H123ZM126 187V188H125ZM152 187V188H151ZM167 187V188H166ZM200 187V188H199ZM227 187V188H226ZM256 187V188H255ZM15 188V189H13ZM23 188V189H22ZM121 188V189H120ZM161 188V189H159ZM231 188V189H230ZM237 188V189H236ZM41 189V190H40ZM46 189V190H45ZM74 189V190H73ZM79 189V190H78ZM116 189V190H115ZM128 189V190H127ZM175 189V190H174ZM229 189V190H228ZM236 189V190H235ZM6 190V191H5ZM20 190V191H18ZM73 190V191H72ZM78 190V192H77ZM83 190V192H82ZM107 190V191H106ZM109 190V191H108ZM123 190V191H122ZM139 190V191H138ZM169 190V191H167ZM178 190V191H177ZM207 190V191H206ZM226 190V191H225ZM263 190V191H262ZM112 191V192H111ZM126 191V192H125ZM135 191V192H134ZM160 193H159V192ZM166 191V192H165ZM176 191V192H175ZM234 191V192H233ZM252 191V192H251ZM262 191V192H261ZM8 192V193H7ZM22 192V193H21ZM43 192V193H42ZM87 192V193H86ZM111 192V193H110ZM142 192V193H141ZM228 192V194H227ZM3 193V194H2ZM25 195H24V194ZM40 193V194H39ZM62 193V194H61ZM64 193V194H63ZM97 193V194H96ZM137 193V194H136ZM146 195H145V194ZM165 193V194H164ZM11 194V195H10ZM69 194V195H68ZM83 194V196H82ZM109 194V195H108ZM114 194V195H113ZM121 194V195H120ZM125 194V195H124ZM127 194V196H126ZM135 194V195H134ZM152 194V195H151ZM161 194V196H159ZM167 194V195H166ZM173 194V195H172ZM182 194V195H181ZM228 196H227V195ZM231 194V195H230ZM246 194V195H245ZM249 194V195H248ZM4 195V196H3ZM62 199H61V197ZM90 195V196H89ZM102 195V196H101ZM137 195V196H136ZM140 197H139V196ZM181 195V196H180ZM3 196V197H2ZM50 199H48L47 198ZM79 196V198H78ZM88 196V197H87ZM96 196V197H94ZM150 196V197H149ZM165 196V198H164ZM170 196V197H169ZM174 196V197H173ZM176 196V197H175ZM225 196V197H224ZM236 196V197H235ZM251 196V197H250ZM43 199H42V198ZM83 197V198H82ZM91 197V198H90ZM110 197V198H109ZM113 197V198H112ZM119 197V198H118ZM128 197V199L126 198ZM155 197V198H153ZM249 197V198H248ZM8 198V200H7ZM24 198V199H23ZM52 198V199H51ZM147 198V199H146ZM180 198V199H179ZM184 198V199H183ZM227 198V199H226ZM21 199V200H20ZM27 199V200H26ZM31 199V201H30ZM54 199V200H53ZM122 199V200H120ZM131 199V200H130ZM134 201H133V200ZM138 201H137V200ZM156 201H155V200ZM164 199V201H163ZM173 199V200H172ZM200 199V201H199ZM225 199V200H224ZM17 200V201H15ZM23 200V201H22ZM48 203H47V201ZM57 200V201H56ZM65 200V201H64ZM70 200V201H69ZM81 200V201H79ZM88 200V201H87ZM158 200V202H157ZM176 200V201H175ZM203 200V201H202ZM221 200V201H220ZM258 201L261 204V207L256 208V212L259 216L257 221L256 228L251 225V223H255V218L253 216L252 204L254 201ZM35 201V202H34ZM52 201V202H51ZM55 201V203H53ZM75 201V202H74ZM78 203H77V202ZM96 201V202H95ZM103 201V202H102ZM120 201V203H119ZM126 201V202H125ZM174 201V202H173ZM181 201H184L181 203ZM223 201V202H222ZM63 202V203H62ZM74 202V203H73ZM107 202V203H106ZM178 202V203H177ZM220 202V203H218ZM247 202V203H246ZM27 203V204H26ZM104 203V204H103ZM125 203V204H124ZM128 205H127V204ZM149 203V205H148ZM161 203V204H160ZM167 203V204H166ZM177 203V204H175ZM202 203V204H201ZM16 204V205H15ZM23 204V205H22ZM43 204V205H42ZM45 204V205H44ZM55 206H54V205ZM95 204V205H94ZM109 204V205H108ZM124 204V205H123ZM145 204V205H144ZM184 204V205H183ZM224 204V206L222 205ZM34 205L36 207H34ZM60 205V207L58 206ZM62 205V206H61ZM68 205V206H67ZM75 205V206H74ZM117 205V206H116ZM132 205V206H131ZM137 205V206H136ZM154 205V206H153ZM158 205V206H157ZM188 205V206H187ZM33 206V207H32ZM40 206V207H39ZM45 206V207H44ZM59 208H58V207ZM108 206V207H107ZM140 206V207H138ZM156 206V208H154ZM174 206L176 208H174ZM4 207V210H3ZM12 207V208H10ZM49 207V209H48ZM63 207V208H62ZM126 207V208H125ZM182 207V208H181ZM203 207V208H202ZM33 208V209H32ZM39 209V212L38 209ZM54 208V209H53ZM66 208V209H64ZM101 210H100V209ZM106 208V209H105ZM108 208V210H107ZM111 208L114 210L111 211ZM118 208V209H117ZM139 208V209H138ZM172 208V209H171ZM189 208V209H188ZM202 208V209H201ZM222 208V209H220ZM6 209V210H5ZM18 209V210H16ZM62 211H61V210ZM87 209V211H86ZM93 211H92V210ZM117 209V210H116ZM121 209V210H120ZM144 209V211L142 210ZM148 209V210H147ZM177 209V211H176ZM36 210V211H34ZM67 210V211H66ZM146 210V211H145ZM162 210V211H161ZM179 210V214H178ZM262 210V211H261ZM12 211V212H11ZM15 211V212H14ZM30 211V212H29ZM43 211V212H42ZM66 213H65V212ZM85 211V212H84ZM108 211V212H107ZM183 211V212H182ZM204 211V212H203ZM223 211V212H222ZM29 212V213H28ZM42 212V214H41ZM59 213L62 219H58L55 217V214ZM75 212V213H74ZM123 212V213H122ZM133 213V214H130ZM138 212V213H137ZM145 212V213H144ZM149 212V213H148ZM157 212V213H156ZM186 212V213H185ZM4 213V215H3ZM10 213V214H9ZM14 213V214H13ZM33 215H32V214ZM62 213V214H61ZM65 213V215H64ZM78 213V215H77ZM92 213V214H91ZM113 213L117 215L113 216ZM143 213V214H142ZM154 213V214H153ZM169 213V214H168ZM184 215H183V214ZM188 213V214H187ZM192 215H191V214ZM196 213V214H195ZM247 213V214H246ZM31 214V215H30ZM90 214V215H89ZM161 214V215H159ZM169 216H168V215ZM173 216H172V215ZM177 214V215H176ZM195 214V216H194ZM221 214V215H220ZM251 214V215H250ZM43 215V216H42ZM71 215V216H69ZM94 215V216H93ZM140 215V216H139ZM200 215V216H199ZM244 215V216H242ZM15 216V217H14ZM38 216V217H37ZM109 216V217H108ZM139 216V217H138ZM178 216V218H177ZM197 216V217H196ZM228 216V217H227ZM252 216V217H251ZM40 217V218H39ZM47 217V218H46ZM49 217V218H48ZM101 217V218H100ZM133 217V218H132ZM143 217V218H140ZM148 217V218H147ZM155 217V218H154ZM192 217V218H191ZM207 217L209 221V225L199 227V218ZM211 217V218H210ZM225 217V218H224ZM231 217V218H230ZM244 217V218H242ZM250 219H249V218ZM8 218V219H7ZM39 218V219H38ZM42 218V219H41ZM68 218V219H67ZM70 218V219H69ZM95 218V219H94ZM112 219L115 221L112 222ZM135 218V219H134ZM182 218V219H181ZM242 218V219H241ZM48 219V220H47ZM50 219V220H49ZM52 219L54 221H52ZM58 219V220H57ZM73 219V220H71ZM94 219V220H93ZM120 219L124 220V225H121ZM134 219V220H133ZM198 219V220H197ZM247 221H246V220ZM2 220V221H1ZM18 220V221H17ZM60 220V221H59ZM119 220V221H118ZM145 220H147L145 222ZM172 220V221H170ZM180 220V221H179ZM189 220V221H188ZM194 220V222H193ZM244 220V221H243ZM10 221V222H9ZM57 221H59L57 223ZM64 221V222H63ZM78 221V222H77ZM98 221V222H97ZM157 221V222H156ZM185 223H184V222ZM260 221V224H259ZM7 222V224H6ZM82 224H81V223ZM117 222V223H116ZM153 222V223H152ZM187 222V223H186ZM190 222V223H189ZM219 222V224H218ZM11 223V224H10ZM62 223V225H60ZM72 223V224H71ZM100 223V224H99ZM152 223V224H151ZM167 223V224H166ZM174 223V225L172 224ZM182 223V224H180ZM197 223V224H196ZM227 223V224H226ZM247 223V224H246ZM27 224V225H26ZM49 226H48V225ZM67 224V225H66ZM75 224V225H73ZM81 224V227H80ZM137 224V226H136ZM156 224V225H155ZM12 225V226H11ZM18 225V226H17ZM66 225V228L63 227ZM88 227H87V226ZM100 227H99V226ZM103 227H102V226ZM131 225V226H129ZM149 225V226H148ZM161 225V226H160ZM195 227H194V226ZM261 225V226H260ZM68 226V227H67ZM85 228H84V227ZM89 226H94L102 232L103 238L97 240L95 238L89 237L85 238V233L89 230ZM122 226V227H121ZM152 226V227H151ZM170 226V227H169ZM177 226V227H176ZM182 228H181V227ZM188 228H187V227ZM216 226V227H215ZM233 226L235 229H233ZM250 226V227H249ZM23 227V228H22ZM51 227V228H50ZM141 227V228H140ZM213 227V228H212ZM254 227V228H253ZM55 228V229H54ZM68 228V229H67ZM72 228V229H71ZM74 228V229H73ZM78 232H76V229ZM82 228V229H81ZM84 228V229H83ZM143 228V229H142ZM167 228V229H166ZM196 228L197 230H195ZM239 228V229H238ZM258 228V229H257ZM263 230H262V229ZM15 229V230H14ZM32 229V230H31ZM88 229V230H87ZM115 229V230H113ZM125 229V230H123ZM135 229V230H134ZM137 229V231H136ZM150 229V230H149ZM153 229V230H152ZM163 229V230H162ZM250 229V230H249ZM260 229V230H259ZM21 230V231H20ZM31 230V231H30ZM47 230V231H46ZM119 230V231H118ZM145 230V231H144ZM160 230V231H157ZM162 230V231H161ZM171 230V231H170ZM184 230V231H183ZM187 230V232H185ZM199 230V231H198ZM253 233H252V231ZM255 230V231H254ZM258 232H257V231ZM126 231V233H125ZM153 231V232H152ZM211 231V232H209ZM261 231V232H260ZM27 232V233H26ZM44 232V233H43ZM117 232V233H116ZM120 232V234L118 233ZM129 232V234L127 233ZM140 232V233H138ZM144 232V233H143ZM158 232V233H157ZM163 232V233H162ZM166 232V233H165ZM171 232V234H170ZM177 232V233H176ZM217 232V233H215ZM15 233V234H14ZM81 233V234H80ZM105 233V234H104ZM184 233V234H183ZM191 233V234H190ZM202 233V235H201ZM207 233V234H206ZM5 234V236H4ZM78 235V241L73 239V235ZM145 234V235H144ZM149 234V235H148ZM189 234V235H188ZM246 234V235H245ZM106 235V236H105ZM120 235V237H119ZM143 235V236H141ZM148 235V236H147ZM154 235V236H153ZM167 235V236H166ZM173 237L176 236L174 239ZM178 235V236H177ZM183 235V236H182ZM191 235V236H190ZM210 235V236H209ZM244 235V236H243ZM17 236V237H16ZM19 236V237H18ZM117 236V237H116ZM140 238H139V237ZM157 236V237H155ZM169 236V237H168ZM193 236V237H192ZM214 236V238H213ZM216 236V237H215ZM219 239H218V237ZM2 237V238H1ZM10 237V238H9ZM136 237L138 239H136ZM155 237V238H154ZM182 237V238H181ZM187 237V238H185ZM21 238V239H20ZM44 238V239H43ZM153 238V239H151ZM157 238V239H156ZM195 238V239H194ZM120 239V240H119ZM156 239V240H155ZM159 239V240H158ZM180 239V240H179ZM188 239V241H187ZM190 239V240H189ZM198 239V240H197ZM207 239V240H206ZM6 240V241H5ZM36 240V241H34ZM62 240V238H61ZM84 240V241H83ZM93 240L95 242H93ZM124 240V241H123ZM144 240V241H143ZM149 242H148V241ZM158 240V241H157ZM162 240V241H161ZM212 240V241H210ZM3 243H2V242ZM11 241H14L15 246L11 245ZM19 241V242H18ZM24 241V242H23ZM38 241V242H37ZM80 241V242H79ZM97 241V242H96ZM102 241L104 243H102ZM127 241V242H125ZM133 241V242H131ZM137 243H136V242ZM140 241V242H139ZM166 241V242H165ZM179 241V242H178ZM191 241V242H190ZM193 241V242H192ZM254 243H252V242ZM10 242V243H9ZM86 242V243H84ZM90 242V243H89ZM100 242V243H99ZM148 242V243H147ZM155 242V243H153ZM174 242H176L174 244ZM198 244H197V243ZM200 242V243H199ZM205 242V244H204ZM243 242V243H242ZM251 242V244H250ZM88 243V244H87ZM93 245H92V244ZM122 243V244H121ZM124 243V244H123ZM152 243V244H151ZM178 243V244H177ZM187 243V244H186ZM215 243V244H214ZM3 244V245H2ZM90 244V245H89ZM96 244V246L94 245ZM136 244V245H134ZM163 244V245H162ZM184 244V246H183ZM202 244V245H201ZM250 244V245H249ZM24 245V246H23ZM105 245V246H104ZM115 245V247L113 246ZM118 245V247H117ZM121 245V246H120ZM129 245V246H128ZM142 245V246H141ZM144 245V246H143ZM146 245V246H145ZM157 245V246H156ZM159 245V246H158ZM182 245V246H181ZM188 245V246H187ZM193 245V246H192ZM20 246V247H18ZM31 246V247H30ZM98 246V247H97ZM110 246V247H109ZM125 246V247H124ZM137 246V247H136ZM172 246V247H171ZM187 246V247H185ZM213 246V247H212ZM5 247V248H4ZM9 247V248H8ZM11 247V248H10ZM27 247V248H26ZM36 247V248H35ZM82 249L80 251V248ZM113 247V249H112ZM151 247V248H150ZM156 247V248H155ZM194 247V248H193ZM198 249H197V248ZM209 249H208V248ZM33 248V249H32ZM164 248V249H163ZM202 248V249H201ZM250 248V249H249ZM73 251H72V250ZM87 251H86V250ZM96 249V250H95ZM119 249V250H118ZM133 249V250H132ZM136 249V250H134ZM145 249V250H144ZM174 249V250H173ZM180 249V250H179ZM189 249V250H188ZM10 250V251H8ZM19 252H18V251ZM22 250V251H21ZM24 250V251H23ZM30 250V251H28ZM100 250V251H99ZM103 250V251H102ZM143 250V251H142ZM154 250V252H152ZM157 250V251H156ZM167 250V251H166ZM182 252H179L181 251ZM205 250V251H203ZM237 250V251H236ZM252 250V252H251ZM98 251V252H97ZM102 251V252H101ZM112 251V253H111ZM115 251V252H114ZM119 251V252H118ZM137 251V253H136ZM163 251V253H162ZM210 253H208V252ZM230 251V252H229ZM262 251V252H261ZM6 252V253H5ZM24 252V253H23ZM27 252V253H26ZM38 252L40 254H38ZM48 252V253H47ZM117 252V253H116ZM151 252V254H150ZM160 252V253H159ZM192 252V253H191ZM197 252V253H196ZM201 252V253H200ZM5 253V254H4ZM12 253V255H11ZM80 253V254H79ZM106 253V254H105ZM126 253V254H125ZM140 253V254H138ZM162 253V254H161ZM171 253V254H170ZM184 253V254H183ZM196 253V254H195ZM10 254V255H9ZM25 254V255H24ZM27 254V255H26ZM44 254V255H43ZM90 254V255H89ZM135 254V255H134ZM143 256H142V255ZM155 254V255H154ZM160 254V256H158ZM173 254V255H172ZM176 254V255H175ZM187 254V259L184 258L183 255ZM205 254V255H204ZM212 254V255H211ZM46 255V256H45ZM56 255V256H55ZM81 255V256H80ZM92 255V256H91ZM121 257H120V256ZM126 255V256H125ZM133 255V256H131ZM150 255V256H148ZM210 257H209V256ZM34 256V257H33ZM130 256V257H129ZM142 256V257H141ZM146 256V257H145ZM167 256V258H166ZM183 256V257H182ZM31 257V258H30ZM33 257V258H32ZM37 257V258H36ZM82 257V258H81ZM85 257V258H84ZM110 257V258H109ZM114 257V258H113ZM117 257V258H116ZM129 257V258H128ZM158 257V258H157ZM193 257V258H192ZM200 257V258H199ZM203 257V258H202ZM4 258V259H3ZM9 258V259H8ZM120 258V259H119ZM131 258V259H130ZM138 258V259H136ZM173 260H171V259ZM192 258V259H191ZM202 258V259H201ZM209 258V259H208ZM40 259V260H39ZM75 259V260H74ZM88 259V261H87ZM91 259V260H90ZM112 259V260H111ZM127 259V260H126ZM141 259V260H140ZM151 259V260H150ZM154 259V260H153ZM170 259V260H169ZM186 259V260H185ZM204 259V260H203ZM229 259V261H227ZM30 260V261H28ZM35 262H34V261ZM43 260V261H42ZM139 260V261H138ZM147 260V261H145ZM199 260V261H198ZM202 260V261H201ZM40 261V262H39ZM172 261V262H171ZM222 261V262H221ZM111 262V263H110ZM133 262V263H132ZM142 262V263H141ZM158 262V263H156ZM197 262V263H196ZM201 262V263H198Z\"/></svg>",
	"mask_w": 264,
	"mask_h": 264
},
{
	"label": "bare ground",
	"instance_id": "6f19581e",
	"mask_svg": "<svg viewBox=\"0 0 264 264\" xmlns=\"http://www.w3.org/2000/svg\"><path fill=\"white\" fill-rule=\"evenodd\" d=\"M1 1V0H0ZM50 1V0H49ZM58 1V0H57ZM72 0H70V2H71ZM97 1V0H96ZM102 1V0H101ZM108 1H110V0H108ZM111 1H113V0H111ZM118 1V0H117ZM121 1V0H120ZM128 1V0H127ZM244 1H247V2H249V4H252L253 6L255 5V2H258V4L259 5H261L263 2H264V0H156V1H154L155 2V5H156V8H155V10H144V8H141L140 10H144V11H142L140 14L138 13V16H139V18H141L142 19V21H144V22H146L147 23V25H149L150 27H152V28H154L155 30H156V35L155 34H153V36L151 37V38H149L151 41H150V43H151V48L147 51V54H148V59L146 58V64L144 63V61H143V63L145 64V67H144V70H145V73L148 75L147 77L146 76H144L143 78H145V79H147L146 81H147V85H149L152 89H154V87H153V84L154 83H148V81H150V82H152V81H154L155 79L157 80V82H158V84L159 85H165V86H168L169 88H170V90L169 91H171L176 97H179V96H183L182 94H188V93H196V94H198L199 96H201L202 94H204V95H206L207 97H210V96H212V95H214L213 97H215V99L214 100H216L215 101V103L214 104H216V108H222V106L219 104V99L221 98V97H226L227 95H230V97H231V100L229 99V101H234L235 103H246V102H248V103H251V104H255V107H254V109L252 110V115H253V119L257 122V126L259 127V130H260V136H259V138H256V137H254V136H244V135H236V134H234L233 132H232V130L226 125V123H223L222 124V129H220L221 131H213V129H212V123L210 122V114L208 113V115L207 116H200V115H198V116H200V117H198V119L196 120V117H194L193 119H192V117L191 116H189L190 118H191V120H190V118H189V122H188V124H186V126L187 125H189V127L193 130V128L197 125L198 127H199V129H200V131L202 130V131H204L205 133H207V135H208V138H209V145H212L211 143H215L216 145L217 144H219L221 147H223V150L225 151V154L224 155H229L228 157L232 160V162H233V164H235L236 166L238 165V164H243L244 165V167H242V168H244V171H243V173L240 175L241 176V183L237 186V185H235V186H237L238 187V195H236L237 196V198H236V201H234L233 202V200L232 199H230V197H229V199H227L226 201H225V208H224V210H226V212H227V214H230L231 216H232V220L234 221V223H235V221L237 220V218H238V214H240V213H244V212H242L244 209H245V201H244V197H243V195H244V191H245V189H247V188H250V187H252V185L253 184H255V185H263L264 183H263V181L262 180H264V104H262V100L264 101V84L262 85V81L264 80V42L262 43L260 40H259V37L261 38V36H264V21H260V20H262V19H260V20H256V21H253V22H251V20H249V18H247L245 21L244 20H239V25H241V26H243V27H252V29H251V32L249 33V34H246V35H244L245 36V39L243 40L242 39V37H241V33L239 32V29H238V26L237 27H227L225 24H224V22H223V20L220 18V21H221V23H220V25H221V30L223 31V34H222V36H220L218 33H220L221 34V32H219L220 30V28L218 29L216 26H211V20H210V16L211 15H221V12H223V11H228V10H232V11H237V10H239V12H242V13H245L246 12V10H244V9H242L240 6L242 5V2H244ZM9 2V1H8ZM37 1H35V3H36ZM83 2V1H82ZM104 2V1H103ZM102 2V3H103ZM115 2V1H114ZM136 2V1H135ZM145 2V4H146V1H144ZM143 2V3H144ZM148 2V1H147ZM1 3H2V1H1ZM5 3H7V2H5ZM10 3H11V1H10ZM24 3V2H23ZM38 3V2H37ZM59 3V2H58ZM80 3V2H79ZM96 3V2H95ZM108 2H106V4H107ZM120 3V2H119ZM149 3V2H148ZM31 4V3H30ZM51 4V3H50ZM76 4H77V2H76ZM83 4H84V2H83ZM87 4V3H86ZM121 4L123 5V3L121 2ZM152 4V3H151ZM17 5V4H16ZM28 5H29V3H28ZM34 5V4H33ZM35 5H37V4H35ZM44 5V4H43ZM49 5V4H48ZM63 5V4H62ZM80 5V4H79ZM78 5V6H79ZM88 5H89V3H88ZM92 5H94L93 3H92ZM130 5V4H129ZM143 5V4H142ZM147 5V4H146ZM154 5V6H155ZM251 5V6H252ZM264 5V4H263ZM4 6H7V5H4ZM11 5H9V7H10ZM13 6V5H12ZM29 6H31V5H29ZM45 6V5H44ZM54 6V5H53ZM77 6V5H76ZM80 6H82V5H80ZM90 6V5H89ZM88 6V7H89ZM113 6H115V3H114V5ZM126 6V5H125ZM132 6V5H131ZM136 6V5H135ZM149 6H151V5H149ZM15 7V6H14ZM13 7V8H14ZM23 7V6H22ZM83 7V9H84V6H82ZM81 7V8H82ZM99 7V6H98ZM109 7H112V6H110L109 5ZM118 7V6H117ZM124 7V6H123ZM256 7V6H255ZM259 7V6H258ZM4 8V7H3ZM8 8V7H7ZM32 8V7H31ZM52 8V7H51ZM67 8H69L70 9V7H67ZM79 8V7H78ZM106 8V7H105ZM114 8V7H113ZM119 8V7H118ZM253 8V7H252ZM257 8V7H256ZM26 10L28 9V8H25ZM35 9V8H34ZM39 9V8H38ZM48 9V8H47ZM72 9V8H71ZM123 9V8H122ZM126 9V8H125ZM132 9V8H131ZM137 9V8H136ZM1 10V9H0ZM9 10V9H8ZM41 10V9H40ZM46 9H44L43 10V12L45 11ZM78 10V9H77ZM86 10V9H85ZM94 10V9H93ZM95 10H97V9H95ZM99 10V9H98ZM107 10V12L109 11L108 9H106ZM110 10H112V9H110ZM115 10V9H114ZM113 10V11H114ZM128 10V9H127ZM133 10V9H132ZM3 11V10H2ZM7 11V10H6ZM5 11V12H6ZM22 11V10H21ZM38 11V10H37ZM36 10H35V12H37ZM48 11V10H47ZM54 12H56V10L54 9L53 10ZM72 11V10H71ZM74 11H75V9H74ZM82 11V10H81ZM88 11V10H87ZM101 11V10H100ZM134 11V10H133ZM258 11V10H257ZM259 11H264V7L261 5V7L259 8ZM8 12V11H7ZM22 12H24V11H22ZM30 12V11H29ZM33 12V11H32ZM31 12V13H32ZM60 12V11H59ZM70 12V11H69ZM78 12V11H77ZM90 12H91V10H90ZM89 12V13H90ZM104 11H102V13H103ZM106 12V13H107ZM116 12V11H115ZM118 12H120V9H118ZM127 12V11H126ZM256 12V11H255ZM34 13V12H33ZM38 13H40V12H38ZM42 13V12H41ZM66 13H67V11H66ZM73 13V12H72ZM93 13H95V12H93ZM105 13V12H104ZM103 13V14H104ZM105 13V14H106ZM111 13V12H110ZM109 13V14H110ZM113 13V12H112ZM121 13V12H120ZM119 13V14H120ZM124 13V12H123ZM137 13V12H136ZM264 13V12H263ZM1 14V13H0ZM17 14V13H16ZM19 15H20V13H18ZM35 14V13H34ZM46 14V13H45ZM56 14V13H55ZM71 14V13H70ZM73 14H77V13H73ZM72 14V15H73ZM81 14V13H80ZM79 14V15H80ZM83 14H85V13H83ZM98 14H100V13H98ZM97 14V15H98ZM118 14V13H117ZM126 14V13H125ZM15 15V14H14ZM36 15V14H35ZM52 15V14H51ZM58 15V14H57ZM78 15V16H79ZM116 15V14H115ZM137 15V14H136ZM6 16V15H5ZM13 16V15H12ZM16 16V15H15ZM37 16V15H36ZM50 16V15H49ZM56 16V15H55ZM59 16V15H58ZM71 16V15H70ZM77 16V15H76ZM87 16H89V15H87ZM94 16V15H93ZM96 16V15H95ZM112 16H114V15H112ZM132 16V15H131ZM8 17V16H7ZM9 17H11V16H9ZM19 17V16H18ZM23 17V16H22ZM21 17V18H22ZM24 17H26V16H24ZM32 17V16H31ZM47 17V16H46ZM53 17V16H52ZM85 18H86V16H84ZM91 17V16H90ZM99 17V16H98ZM102 17V16H101ZM103 17H105V15L103 16ZM222 17V16H221ZM48 18V17H47ZM54 18V17H53ZM59 18V17H58ZM68 18V17H67ZM82 18H83V16H82ZM89 18V17H88ZM100 18V17H99ZM117 18V17H116ZM138 18V17H137ZM10 19H13V18H10ZM23 19V18H22ZM61 19V18H60ZM60 19H58V20H60ZM71 20H72V17L70 18ZM102 19V18H101ZM108 20H109V18H107ZM121 20H122V18H120ZM5 20V19H4ZM9 20V19H8ZM14 20V19H13ZM12 20V21H13ZM57 20V19H56ZM74 20H76V19H74ZM91 20V19H90ZM94 20H95V18H94ZM113 20V19H112ZM127 20V19H126ZM36 21V20H35ZM68 21H69V18H68ZM81 21V20H80ZM88 21V20H87ZM92 21V20H91ZM100 21V20H99ZM105 21H106V19H105ZM111 21V20H110ZM128 21H130V20H128ZM134 21H135V19H134ZM234 21H235V19H234ZM6 22V21H5ZM16 22V21H15ZM28 22V21H27ZM39 22V21H38ZM52 23H53V21H51ZM63 22V21H62ZM85 22V21H84ZM96 22H97V20H96ZM95 22V23H96ZM102 22V21H101ZM112 22V21H111ZM127 22V21H126ZM136 22V21H135ZM141 22V21H140ZM139 22V23H140ZM249 22V23H248ZM0 23H1V21H0ZM11 21H9V23L8 24H10L11 25ZM23 23V22H22ZM26 23V22H25ZM36 23V22H35ZM34 23V24H35ZM40 23V22H39ZM41 23H43V22H41ZM50 23V22H49ZM57 23H61V22H57ZM64 23V22H63ZM65 23H68V22H65ZM73 23V22H72ZM75 23V22H74ZM98 23L99 22H97V26H98ZM106 23V22H105ZM104 23V24H105ZM110 23V22H109ZM117 22H115V24H116ZM131 23H133L132 21H131ZM138 23V24H139ZM7 24V25H8ZM19 24H21V23H19ZM45 24V27H46V23H44ZM71 24V23H70ZM69 24V25H70ZM120 24V23H119ZM128 24V23H127ZM127 24H125V25H127ZM217 24V23H216ZM2 25H4L3 23H2ZM15 25V24H14ZM13 25V26H14ZM36 25H37V23H36ZM49 25V24H48ZM74 25V24H73ZM76 25H77V23H76ZM84 25V24H83ZM90 25H91V23H90ZM101 25V24H100ZM107 25V24H106ZM110 25H112V23L110 24ZM114 25V24H113ZM133 25H134V23H133ZM141 25V24H140ZM9 26V25H8ZM18 26V25H17ZM26 26V25H25ZM39 26V25H38ZM50 27H52V28H55L54 27V25L53 26H51V25H49ZM48 26V27H49ZM61 26V25H60ZM63 26V25H62ZM94 26V25H93ZM108 26H109V24H108ZM130 26H132L131 24H130ZM136 26V25H135ZM135 26H133V27H135ZM21 27L22 26H20L19 28L21 29ZM78 27V26H77ZM89 27H91V26H89ZM102 27V26H101ZM121 27V26H120ZM126 27V26H125ZM143 27H144V24H143ZM147 27V26H146ZM7 28V27H6ZM17 28V27H16ZM33 28V27H32ZM35 28V27H34ZM76 27H74V29H75ZM95 28V27H94ZM98 28V27H97ZM111 28V27H110ZM113 28V27H112ZM136 28H139V27H136ZM135 28V29H136ZM141 28V27H140ZM13 29H14V27H13ZM31 29V28H30ZM38 29V28H37ZM42 29H44L43 27H42ZM103 29H105V28H103ZM103 29H102V31H103ZM142 29V28H141ZM28 30V29H27ZM50 30L52 31V29L50 28ZM55 30H56V28H55ZM61 30V29H60ZM68 30V29H67ZM69 30H70V28H69ZM68 30V31H69ZM78 30V29H77ZM83 30H84V28H83ZM87 30V29H86ZM86 30H85V32H86ZM97 31H98V29H96ZM108 30V29H107ZM107 30L105 29V32H107ZM124 30V29H123ZM126 30V29H125ZM137 30V29H136ZM139 30V29H138ZM142 30H146V29H142ZM153 30V29H152ZM151 30V31H152ZM25 31V30H24ZM33 31H35L36 32V30H33ZM62 31H64L63 30V27H62ZM76 31V30H75ZM80 31V30H79ZM91 31V30H90ZM111 31V30H110ZM133 31V30H132ZM141 31V30H140ZM149 31H150V29H149ZM154 31V30H153ZM6 32V31H5ZM13 32V31H12ZM15 32H16V30H15ZM21 32H22V30H21ZM28 32V31H27ZM40 32V31H39ZM47 32H49V31H47ZM57 32H59V31H57ZM71 32V31H70ZM81 32V31H80ZM84 32V31H83ZM99 32V31H98ZM114 32V31H113ZM129 32V31H128ZM128 32H127V34H128ZM143 32V31H142ZM145 32V31H144ZM2 33H3V31H2ZM8 33V32H7ZM24 33V32H23ZM22 33V34H23ZM31 33V32H30ZM36 33H38V32H36ZM44 33V32H43ZM65 33V32H64ZM63 33V34H64ZM69 33V32H68ZM97 33V32H96ZM115 33V32H114ZM116 33H117V31H116ZM123 33V32H122ZM147 33V32H146ZM149 33V32H148ZM153 33H155V32H153ZM9 34V33H8ZM77 34H78V32H77ZM80 34V33H79ZM85 34V33H84ZM89 34V33H88ZM92 34V33H91ZM111 34V33H110ZM109 34V35H110ZM113 34V33H112ZM141 34V33H140ZM16 35V34H15ZM26 35V34H25ZM40 35L42 36V34L40 33ZM52 35V34H51ZM96 35V34H95ZM115 35V34H114ZM117 35V34H116ZM129 35V34H128ZM135 35V34H134ZM146 35V34H145ZM3 36H4V34H3ZM12 36V35H11ZM17 36V35H16ZM15 36V37H16ZM45 36V35H44ZM43 36V37H44ZM47 36V35H46ZM69 36H71V35H69ZM72 36H74V35H72ZM82 36V35H81ZM107 36V35H106ZM105 36V37H106ZM120 36V35H119ZM130 36V35H129ZM132 36V35H131ZM136 36H138V35H136ZM159 36V37H158ZM6 37H7V35H6ZM19 37V36H18ZM25 37V36H24ZM42 37V38H43ZM48 37H50V36H48ZM55 37V36H54ZM53 36H52V38H54ZM84 37V36H83ZM86 37V36H85ZM91 37V36H90ZM93 37V36H92ZM126 37V36H125ZM3 38V37H2ZM5 38V37H4ZM11 39H12V37H10ZM47 38V37H46ZM51 38V37H50ZM56 38H58V37H56ZM89 38V37H88ZM94 38H95V36H94ZM102 38H103V36H102ZM109 38V37H108ZM114 38V37H113ZM116 38H117V36H116ZM116 38H115V40H116ZM119 38H121V37H119ZM244 38V37H243ZM18 39V38H17ZM44 39H45V37H44ZM86 39V38H85ZM90 39V38H89ZM98 39V37L96 38V40ZM127 39H128V37H127ZM136 39V38H135ZM143 39V38H142ZM144 39H146V38H144ZM148 39V40H149ZM20 40V39H19ZM48 40V39H47ZM53 40V39H52ZM65 40H66V38H65ZM83 40V39H82ZM95 40V39H94ZM101 40V39H100ZM106 40H108V39H106ZM166 40H168L170 43H171V47L173 46V48H174V51H175V53L173 54L172 52L170 53V52H167V50L169 51V49H168V47H166L165 45H167V43L165 42ZM8 41V40H7ZM12 41V40H11ZM38 41H40V40H38ZM43 41V40H42ZM56 41V40H55ZM67 41V40H66ZM75 41V40H74ZM88 41V40H87ZM102 41V40H101ZM103 41H105V40H103ZM113 41V40H112ZM116 41H118V40H116ZM115 41V42H116ZM130 41V40H129ZM133 41H135V40H133ZM132 41V42H133ZM142 41V40H141ZM167 41V42H168ZM5 42V41H4ZM10 42V41H9ZM17 42V41H16ZM24 42V41H23ZM57 42V41H56ZM62 42V41H61ZM63 42H65V41H63ZM68 42H70L71 43V41L70 40H68ZM89 42V41H88ZM96 42V41H95ZM98 42H99V40H98ZM98 42H97V44H98ZM137 42V41H136ZM143 42V41H142ZM141 42V43H142ZM6 43V42H5ZM107 43V42H106ZM105 43V44H106ZM111 43V42H110ZM123 43V42H122ZM121 43V44H122ZM127 43V42H126ZM129 43V42H128ZM144 43V42H143ZM147 43H149V42H147ZM166 43V44H165ZM2 44V43H1ZM8 44V43H7ZM24 44V43H23ZM32 44V43H31ZM47 44V43H46ZM51 44V43H50ZM50 44H47V45H50ZM74 44V43H73ZM80 44V43H79ZM89 44H90V42H89ZM96 44V45H97ZM113 44V43H112ZM120 43L118 44V45H121ZM123 44H125V43H123ZM138 44V43H137ZM53 45V44H52ZM62 45V44H61ZM72 45V44H71ZM77 45V44H76ZM81 45V44H80ZM87 45V44H86ZM91 45V44H90ZM93 45V44H92ZM101 45V44H100ZM108 45V44H107ZM114 45H116V44H114ZM132 45V44H131ZM139 45V44H138ZM3 46V45H2ZM14 46V45H13ZM21 46V45H20ZM59 46V45H58ZM67 46V45H66ZM89 46V45H88ZM127 46V45H126ZM146 45H144V47H145ZM16 47H17V45H16ZM27 47V46H26ZM43 47V46H42ZM72 47V46H71ZM93 47V46H92ZM109 47V46H108ZM122 47H124V46H122ZM128 47H129V45H128ZM131 47V46H130ZM133 47L134 46H132L131 48L133 49ZM139 47V46H138ZM15 48V47H14ZM28 48V47H27ZM59 48V47H58ZM63 48H64V46H63ZM73 48V47H72ZM101 48H102V46H101ZM100 48V49H101ZM124 48H126V47H124ZM141 48V47H140ZM3 49V48H2ZM16 49V48H15ZM25 49V48H24ZM32 49V48H31ZM45 49V48H44ZM79 49V48H78ZM81 49H82V47H81ZM84 49V48H83ZM110 49V48H109ZM112 50H114L113 48H111ZM119 49V48H118ZM121 49V48H120ZM128 49H130V48H128ZM143 49V48H142ZM158 49H160V50H162L163 52H164V54L162 55V57H161V55H158V56H160V58L158 59V57H157V50ZM4 50V49H3ZM23 50V49H22ZM51 50V49H50ZM60 50H62V49H60ZM69 50H71L70 48H69ZM80 50V49H79ZM85 50H87V49H85ZM84 50V51H85ZM91 50V49H90ZM134 50H136V49H134ZM139 50V49H138ZM137 50V51H138ZM171 50V49H170ZM249 50H253V51H256V52H259V53H261V56L258 58V61H259V65H260V70L259 71H261L260 73L259 72H254V71H252V69H250V64H251V61L252 60H250L249 58H247V57H245L244 56V52L243 51H249ZM1 51V50H0ZM27 51V50H26ZM32 51V50H31ZM35 51V50H34ZM41 51V50H40ZM65 51V50H64ZM66 51H68V50H66ZM65 51V52H66ZM73 51H74V49H73ZM75 51H77V50H75ZM93 51V50H92ZM108 51V50H107ZM116 51V50H115ZM133 51V50H132ZM136 51V52H137ZM141 51H143V50H141ZM141 51H139V52H141ZM9 52V51H8ZM16 52V51H15ZM50 52V51H49ZM87 52V51H86ZM98 52V51H97ZM101 52V51H100ZM111 52V51H110ZM113 52V51H112ZM117 52V51H116ZM122 52V51H121ZM159 52V51H158ZM162 52V53H163ZM23 53H24V51H23ZM26 53V52H25ZM29 53V52H28ZM52 53H54V52H52ZM83 53H85V52H83ZM103 53V52H102ZM104 53H106V52H104ZM115 53V52H114ZM129 53V52H128ZM145 53V52H144ZM161 53V52H160ZM1 54V53H0ZM9 54H10V52H9ZM45 54V53H44ZM50 54V53H49ZM68 54V53H67ZM74 54V53H73ZM94 54V53H93ZM92 54V55H93ZM99 54H101V53H99ZM112 55L111 56H113V55H115V54H113V53H111ZM133 54H134V52H133ZM247 54V53H246ZM249 54V53H248ZM15 55V54H14ZM30 55V54H29ZM39 55V54H38ZM41 55V54H40ZM39 55V56H40ZM48 55V54H47ZM54 55V54H53ZM69 55H71V54H69ZM79 55V54H78ZM104 55V54H103ZM109 55V54H108ZM127 56H126V59H128L130 62H133V63H136V60L138 59V57L137 56H135V55H128V54H126ZM144 55V54H143ZM75 56V55H74ZM90 56V55H89ZM253 56V55H252ZM33 57V56H32ZM53 56H51V58H52ZM58 57V56H57ZM70 57V56H69ZM71 57H73V56H71ZM70 57V58H71ZM88 57V56H87ZM98 57V56H97ZM2 58V57H1ZM24 58H26V57H24ZM35 58V57H34ZM34 58H32V60L34 59ZM46 58V57H45ZM80 58H81V56H80ZM83 59H84V57H82ZM89 58V57H88ZM92 58V57H91ZM107 58V57H106ZM114 58H116V57H114ZM197 58V59H196ZM6 59V58H5ZM31 59V58H30ZM48 59V58H47ZM54 59V58H53ZM53 59H51V60H53ZM58 59V58H57ZM61 58H59V60H60ZM65 59H67V57L65 58ZM69 59V58H68ZM105 59V58H104ZM109 59V58H108ZM107 59V60H108ZM116 59H118V58H116ZM123 59V58H122ZM2 60V59H1ZM16 60V62H17V59H15ZM20 60V59H19ZM40 60V59H39ZM38 60V62H40ZM71 60V59H70ZM80 60V59H79ZM95 60V59H94ZM110 60L112 61V59L110 58ZM124 60H125V57H124ZM142 60V59H141ZM256 60H257V58H256ZM43 61V60H42ZM47 61H49V60H47ZM56 61H58V60H56ZM69 61V60H68ZM74 61H76V60H74ZM74 61H72V62H74ZM84 61H86V60H84ZM121 61V60H120ZM129 61H128V64H129ZM7 62H8V60H7ZM26 62V61H25ZM45 62V61H44ZM55 62V61H54ZM62 62V61H61ZM60 62V63H61ZM77 62H78V60H77ZM106 62V61H105ZM114 62V61H113ZM124 62V61H123ZM139 62V61H138ZM153 62L155 63H158V65H156L157 67L156 68H154L155 66H153L152 67V64H153ZM179 62H188V66L186 67V68H181V66H180V64H179ZM10 63H11V61H10ZM13 63H14V60H13ZM12 63V64H13ZM36 63V62H35ZM41 63V62H40ZM52 63V62H51ZM56 63V62H55ZM63 63V62H62ZM66 63H69V64H71L70 62H66ZM75 63V62H74ZM73 63V64H74ZM84 63V62H83ZM87 63V62H86ZM85 63V64H86ZM90 63V62H89ZM95 63V62H94ZM115 63V62H114ZM132 63V64H133ZM29 64H30V62H29ZM32 64V63H31ZM42 64H43V62H42ZM57 64V63H56ZM80 64V63H79ZM82 64V63H81ZM84 64V65H85ZM93 64V63H92ZM111 64V63H110ZM113 64V63H112ZM126 64V63H125ZM132 64H130V65H132ZM185 64H187V63H185ZM6 65V64H5ZM10 66H11V64H9ZM24 65V64H23ZM36 65V64H35ZM60 65V64H59ZM68 65V64H67ZM76 65V64H75ZM88 65V64H87ZM100 65V64H99ZM98 65V66H99ZM123 65V64H122ZM127 65V64H126ZM125 65V66H126ZM133 65H135V64H133ZM132 65V66H133ZM258 65V66H259ZM2 66V65H1ZM13 66H14V64H13ZM54 66V65H53ZM57 66V65H56ZM62 66V65H61ZM78 66H80V65H78ZM92 66H94V65H92ZM106 66V65H105ZM216 66V67H215ZM34 68H35V66H33ZM37 67V66H36ZM51 67V66H50ZM75 67V66H74ZM73 67V68H74ZM82 67H84V66H82ZM91 67V66H90ZM11 68V67H10ZM21 68V67H20ZM31 68H32V66H31ZM53 68V67H52ZM65 68H67V67H65ZM72 68V67H71ZM87 68V67H86ZM122 68V67H121ZM219 69L220 71H222L225 75L223 76V74H220L218 71L215 73V74H213V75H211V70H213V71H215V70H217V69ZM259 68V67H258ZM28 69V68H27ZM68 69V68H67ZM90 70L92 69V68H89ZM98 69H100V68H98ZM103 69V68H102ZM110 69V68H109ZM126 69H127V67H126ZM139 69V68H138ZM2 70V69H1ZM50 70H52L51 68H50ZM56 70V69H55ZM54 70V71H55ZM73 70V69H72ZM76 70V69H75ZM101 70V69H100ZM113 70V69H112ZM130 70V69H129ZM158 71V73H160V74H158L159 76H158V78H157V76H156V73H155V71ZM3 71V70H2ZM34 71V70H33ZM57 71V70H56ZM64 71H66V70H64ZM96 71V70H95ZM103 71V70H102ZM101 71V72H102ZM105 71V70H104ZM122 71V70H121ZM126 71V70H125ZM131 71H133V70H131ZM139 71V70H138ZM21 72V71H20ZM29 72V71H28ZM31 72V71H30ZM98 72H100V71H98ZM106 72V71H105ZM116 72V71H115ZM140 72V71H139ZM221 72V73H222ZM247 73L248 74V77H243V78H241L240 79V83L238 84V88H239V90L242 92V93H246V94H242V93H237L236 91H233V87L236 85V81H237V75L238 74H240V73ZM23 73V72H22ZM49 73V72H48ZM55 73V72H54ZM69 73V72H68ZM72 73H74V72H72ZM72 73H69V74H71V75H73ZM82 73V72H81ZM87 73H88V71H87ZM90 73V72H89ZM96 73V72H95ZM109 73V72H108ZM107 73V74H108ZM144 73V72H143ZM9 74V73H8ZM15 74V73H14ZM14 74H12V79L16 76H13ZM27 74V73H26ZM34 74V73H33ZM58 74H59V72H58ZM76 74V73H75ZM84 74V73H83ZM120 74V73H119ZM127 74V72L125 73V75ZM129 74V73H128ZM127 74V75H128ZM137 74V73H136ZM4 75V74H3ZM2 75V76H3ZM21 75V74H20ZM23 75V74H22ZM35 75V74H34ZM33 75V76H34ZM39 75V74H38ZM50 75V74H49ZM68 75V74H67ZM77 75V74H76ZM79 75H81V74H79ZM85 75V74H84ZM87 75V74H86ZM85 75V76H86ZM98 75H99V73H98ZM243 75V74H242ZM33 76H32V78H33ZM36 76V75H35ZM34 76V77H35ZM42 76V75H41ZM46 76V75H45ZM97 76V75H96ZM111 76V75H110ZM129 76V75H128ZM136 76V75H135ZM141 76V77H140ZM140 76H138V77H140V78H142V75H140ZM240 76V75H239ZM245 76V75H244ZM30 77V76H29ZM29 77H26V78H28V79H30ZM57 77V76H56ZM59 78L61 77V76H58ZM57 77V78H58ZM69 77V76H68ZM77 77V76H76ZM94 77V76H93ZM112 77H114V76H112ZM121 77V76H120ZM222 77V78H221ZM223 77H225V80H223ZM10 78V77H9ZM21 78V77H20ZM26 78H25V81H26ZM31 78V79H32ZM46 78V77H45ZM54 78V77H53ZM99 78H100V76H99ZM115 78V77H114ZM124 78V77H123ZM136 78H137V76H136ZM135 78V80H137ZM7 80H8V78H6ZM19 79V78H18ZM18 79L16 80V81H18ZM23 80H24V77L22 78ZM48 79H50V78H48ZM52 79V78H51ZM62 79H64V78H62ZM61 79V80H62ZM71 79H72V77H71ZM76 79V78H75ZM95 79H97V78H95ZM116 79V78H115ZM145 79H143V80H145ZM1 80V79H0ZM14 80V79H13ZM53 80V79H52ZM66 80V79H65ZM69 80V79H68ZM103 80V79H102ZM101 80V81H102ZM108 80V79H107ZM110 80V79H109ZM112 80H114V79H112ZM141 80V79H140ZM5 81V80H4ZM22 81V80H21ZM30 81V80H29ZM51 81V80H50ZM57 81H60V80H57ZM56 81V82H57ZM84 81H85V79H84ZM128 81V80H127ZM145 81V82H146ZM45 82V81H44ZM53 82V81H52ZM64 82V81H63ZM97 82H99V81H97ZM124 82V81H123ZM130 82H132V81H130ZM144 82V83H145ZM260 82H261V84H260ZM8 83V82H7ZM24 83V82H23ZM42 83V82H41ZM48 83V82H47ZM59 83V82H58ZM64 83H67L66 81L64 82ZM71 83V82H70ZM78 83V82H77ZM81 83V82H80ZM79 83V84H80ZM91 83V82H90ZM90 83H88V84H90ZM106 83L108 84V82L106 81ZM112 83V82H111ZM113 83H115V81L113 82ZM124 83H126V82H124ZM11 84V83H10ZM9 84V85H10ZM39 84V83H38ZM63 84V83H62ZM84 84V83H83ZM92 84H93V82H92ZM98 84V83H97ZM97 84H95V85H97ZM103 84H105L104 82H103ZM122 84V83H121ZM129 84V83H128ZM138 84V83H137ZM146 84V83H145ZM156 84V83H155ZM30 85V84H29ZM67 85H69V84H67ZM72 85V84H71ZM125 85V84H124ZM127 85V84H126ZM125 85V86H126ZM139 85V84H138ZM5 86V85H4ZM3 86V87H4ZM12 86V85H11ZM10 86V87H11ZM25 86H26V84H25ZM31 86V85H30ZM52 86V85H51ZM136 86V85H135ZM140 87H141V85H139ZM138 86V87H139ZM144 86V85H143ZM142 86V87H143ZM19 87H20V85H19ZM23 87H24V85H23ZM32 87V86H31ZM59 87V86H58ZM82 87V86H81ZM111 87V86H110ZM118 87V86H117ZM145 87H146V85H145ZM150 87H149V89H150ZM34 88H35V86H34ZM38 88V87H37ZM50 88V87H49ZM51 88H53V87H51ZM62 88H64V87H62ZM83 89L85 88L84 86L82 87ZM86 88H89V86L88 87H86ZM91 88V87H90ZM92 88H93V86H92ZM95 88H97V87H95ZM104 88V87H103ZM123 88V87H122ZM148 88V87H147ZM155 88H156V86H155ZM5 89V88H4ZM22 89V88H21ZM24 89V88H23ZM68 89H70V88H68ZM75 89V88H74ZM117 89V88H116ZM121 89V88H120ZM140 89V88H139ZM138 89V90H139ZM143 89V88H142ZM159 89V88H158ZM261 89H263L262 90V92L260 91ZM7 90V89H6ZM10 90V89H9ZM55 90H56V88H55ZM58 90V89H57ZM56 90V91H57ZM79 90V89H78ZM87 90V89H86ZM122 91H123V89H121ZM144 90V89H143ZM164 90V89H163ZM22 91V90H21ZM67 91H69V90H67ZM66 91V92H67ZM81 91H83L84 92V90H81ZM88 91V90H87ZM94 91V90H93ZM93 91H91V92H93ZM110 91V90H109ZM147 91V90H146ZM160 91V90H159ZM15 92V91H14ZM18 92V91H17ZM51 92V91H50ZM82 92V93H83ZM96 92V91H95ZM98 92V91H97ZM104 92V91H103ZM107 92V91H106ZM148 92V91H147ZM150 92H152L153 93V91H150ZM155 92V91H154ZM2 93H3V91H2ZM16 93V92H15ZM43 93V92H42ZM70 93V92H69ZM72 93V92H71ZM70 93V94H71ZM87 93V92H86ZM85 93V94H86ZM130 93V92H129ZM128 93V94H129ZM140 93V92H139ZM138 93V94H139ZM142 93V92H141ZM144 93V92H143ZM10 94H12V92L10 93ZM52 94H53V92H52ZM66 94V93H65ZM94 94V93H93ZM92 94V95H93ZM137 94V93H136ZM162 94V93H161ZM31 95V94H30ZM48 95V94H47ZM54 95V94H53ZM59 95V94H58ZM68 95V94H67ZM71 95H73V94H71ZM102 95V94H101ZM125 95V94H124ZM163 95V94H162ZM167 95V94H166ZM169 95H170V92H169ZM169 95H167V96H169ZM189 95H191V94H189ZM1 96H3V95H1ZM14 96V95H13ZM43 96V95H42ZM63 96V95H62ZM87 96V95H86ZM88 96H90V95H88ZM87 96V97H88ZM93 96H95V95H93ZM92 96V97H93ZM103 96H104V94H103ZM113 96H115V95H113ZM122 96V95H121ZM128 96V95H127ZM130 96V95H129ZM138 96V95H137ZM149 96V95H148ZM152 96H154V95H152ZM165 96V95H164ZM10 97H12V96H10ZM16 97V96H15ZM18 97V96H17ZM20 97V96H19ZM44 97V96H43ZM50 98H51V96H49ZM54 97V96H53ZM76 97H78V95H76ZM85 97V96H84ZM108 97H109V95H108ZM117 97V96H116ZM142 97V96H141ZM140 97V98H141ZM155 97V96H154ZM175 97V98H176ZM186 97V96H185ZM30 98V97H29ZM45 98V97H44ZM50 98H49V100H50ZM63 98V97H62ZM65 99H67L66 97H64ZM81 98V97H80ZM83 98V97H82ZM90 98V97H89ZM111 98V97H110ZM134 98V97H133ZM145 98V97H144ZM148 98V97H147ZM151 98V97H150ZM158 98V97H157ZM166 98H168V97H166ZM173 98V97H172ZM4 99V98H3ZM17 99V98H16ZM64 99V100H65ZM84 99H86V98H84ZM95 99V98H94ZM103 99V98H102ZM106 99V98H105ZM108 99V98H107ZM124 99V98H123ZM130 99H132V98H130ZM138 100H139V98H137ZM146 99V98H145ZM174 99V98H173ZM179 99V98H178ZM222 99V98H221ZM17 100H19V99H17ZM25 100V99H24ZM35 100V99H34ZM48 99H46V101H47ZM63 100V99H62ZM80 100V99H79ZM91 100V99H90ZM121 100V99H120ZM127 100H128V98H127ZM147 100V99H146ZM153 100V99H152ZM155 100V99H154ZM180 100V99H179ZM209 100H210V98H209ZM228 100V99H227ZM2 101V100H1ZM14 101H16V100H14ZM23 101V100H22ZM26 101V100H25ZM36 101V100H35ZM34 101V102H35ZM45 101V100H44ZM59 101H61V100H59ZM70 101V100H69ZM82 101H84V100H82ZM81 101V102H82ZM91 101H93V99L91 100ZM131 101V100H130ZM135 102H136V100H134ZM142 101V100H141ZM175 101H177V100H175ZM184 101V100H183ZM193 101V100H192ZM223 101V100H222ZM224 101H225V99H224ZM19 102H20V100H19ZM39 102V101H38ZM68 102V101H67ZM73 102V101H72ZM94 102H95V100H94ZM111 102H112V100H111ZM131 102H133V101H131ZM143 102V101H142ZM145 102V101H144ZM152 102V101H151ZM154 102V101H153ZM152 102V103H153ZM165 102V101H164ZM174 102V101H173ZM180 102V101H179ZM188 102V101H187ZM195 102V101H194ZM209 102V101H208ZM51 103H54V101L53 102H51ZM50 103V104H51ZM88 103V102H87ZM86 102H85V104H87ZM101 103H103V102H101ZM101 103H99V104H101ZM117 103V102H116ZM124 103V102H123ZM139 103V102H138ZM138 103H136V104H138ZM151 103V105H154V104H152ZM171 103V102H170ZM169 103V105L171 106V104ZM175 103V102H174ZM185 103H186V101H185ZM197 103V102H196ZM213 103V102H212ZM211 103V104H212ZM226 103H229V102H226ZM256 103H257V105H259L260 104V106L261 107H257L256 106ZM259 103V104H258ZM1 104V103H0ZM24 104V103H23ZM42 104V103H41ZM47 104V103H46ZM56 104H57V102H56ZM55 104V105H56ZM65 104V103H64ZM75 104V103H74ZM106 104V103H105ZM112 104V103H111ZM125 104V103H124ZM156 104V103H155ZM165 104V103H164ZM168 104V103H167ZM167 104H165V105H167ZM187 104V103H186ZM198 104V103H197ZM224 104V103H223ZM10 105V104H9ZM15 105V104H14ZM58 105V104H57ZM66 105V104H65ZM83 105V104H82ZM97 105H98V103H97ZM103 105V104H102ZM126 105V104H125ZM130 105H133V104H130ZM145 105H146V103H145ZM173 105V104H172ZM183 105V104H182ZM204 105V104H203ZM230 105V104H229ZM23 106V105H22ZM61 106L62 105H60V107L59 108H61ZM72 106V105H71ZM110 106V105H109ZM108 106V107H109ZM127 106V105H126ZM139 106V107H138ZM137 106V108H139V111H141L142 112V115H144V117L146 118V119H148V121H152L154 118H155V116H154V114L152 115V113H151V110H154V109H147V108H145V107H142V106H140V104ZM157 106H160V103L159 104H157L156 106H154L153 108H157ZM224 106V105H223ZM248 106V105H247ZM249 106H251V105H249ZM11 107V106H10ZM15 107V106H14ZM16 107H18V106H16ZM24 107V106H23ZM22 107V108H23ZM26 107V106H25ZM52 107V106H51ZM68 107V106H67ZM66 107V108H67ZM77 107V106H76ZM75 107V108H76ZM78 107H80V106H78ZM99 107V106H98ZM98 107L96 106V107H94V105H93V102L92 103H90V101H89V106H88V108L90 109V110H92V111H95V113H96V116H101L102 114H101V112L100 111H102L100 108L98 109ZM103 107V106H102ZM130 107V106H129ZM148 107H151V106H148ZM166 107V106H165ZM173 107V106H172ZM177 107V106H176ZM190 107V106H189ZM201 107V106H200ZM7 108V107H6ZM28 108H29V106H28ZM34 108V107H33ZM45 108H47V107H45ZM63 109L62 110V112L63 111H65V110H67V109ZM69 109H70V107H68ZM74 108V107H73ZM74 108V109H75ZM81 108V107H80ZM110 108V107H109ZM112 108V107H111ZM116 108V107H115ZM160 108V107H159ZM164 108V107H163ZM173 108H175V107H173ZM178 108V107H177ZM185 108H186V106H185ZM226 108V107H225ZM228 108V107H227ZM226 108V109H227ZM1 109V108H0ZM40 109V108H39ZM42 109H43V107H42ZM72 109V108H71ZM70 109V110H71ZM77 109H79V108H77ZM105 109V108H104ZM197 109L198 108H192V112L194 113V112H197ZM213 109V108H212ZM229 109V111L231 112V111H233L231 108H228ZM2 110V109H1ZM13 110V109H12ZM35 110H37L36 108H35ZM50 110H51V108H50ZM50 110H49V112H50ZM108 110V109H107ZM113 110V109H112ZM119 110V109H118ZM136 110H138V109H136ZM188 110H190V109H188ZM216 110V109H215ZM223 110V109H222ZM9 111V110H8ZM7 111V112H8ZM74 111V110H73ZM81 111H82V109H81ZM85 111H87V110H85ZM89 111V110H88ZM120 111V110H119ZM134 111V110H133ZM163 111V110H162ZM167 111V110H166ZM165 111V115H167L166 112ZM224 111V110H223ZM2 112V111H1ZM23 112V111H22ZM27 112H28V110H27ZM47 112V111H46ZM53 112H55L54 110H53ZM75 112H77V111H75ZM108 112V111H107ZM135 112V111H134ZM157 112V111H156ZM187 112V111H186ZM190 112V111H189ZM205 112V111H204ZM3 113V112H2ZM32 113V112H31ZM38 113V112H37ZM59 113V112H58ZM57 113V115H59ZM78 113V112H77ZM80 113V112H79ZM83 113V112H82ZM90 113V112H89ZM103 113V112H102ZM121 113H122V115H123V119H124V121H125V126L123 127V126H118L117 127V131H119V135L118 136H116L115 134L114 135H112L111 136V134L108 132V133H105L106 135L105 136H103L102 137V140L103 141H101V143H96L95 144V147H94V149L93 148H91L92 150L91 151H89V152H86V154H84L83 156L81 155V157H80V159H79V162H75L74 163V160L72 161V163H74V169L75 170H81L82 172H83V176H82V174H81V176L83 177V179H84V181H83V185H84V190L85 191H89L90 189H88V187L86 186V183L88 182V180H90V183H93V185L94 186H96V188H98V190L102 193V185H103V182L104 183H106V184H109V185H111V183H112V181H113V177L116 179V178H123L124 177V174L125 173H131V172H133V170H131L130 168H134V165L136 166V165H140V164H142L141 163V160H140V158H139V155H141V154H139V151H142V150H140V148H141V143H143L144 141L146 142V140L148 139H150L151 137H153L151 134H147V135H145V136H141V134H142V131H143V129L144 128H146V126L144 125V123H141V121H138L131 113H129V112H126V111H124V110H122L121 109ZM157 113H160V112H157ZM170 113V112H169ZM172 113V112H171ZM176 113V112H175ZM193 113H191V114H193ZM227 113V112H226ZM226 113H224V114H226ZM10 114V113H9ZM16 114V113H15ZM33 114V113H32ZM65 114V113H64ZM81 114V113H80ZM92 114V113H91ZM110 114V113H109ZM108 114V115H109ZM114 114V113H113ZM161 114V113H160ZM181 114V113H180ZM190 114V113H189ZM196 115H197V113H195ZM195 114H193V115H195ZM207 114V113H206ZM229 113H227V115H228ZM235 114H236V112H235ZM234 114V115H235ZM23 115V114H22ZM74 115V114H73ZM82 115V114H81ZM92 115H94V114H92ZM111 115V114H110ZM109 115V116H110ZM162 115H164V114H162ZM169 115V114H168ZM168 115H167V117H168ZM186 115V114H185ZM237 115V114H236ZM3 116V115H2ZM5 113H4V116H3V118L5 119ZM13 116V115H12ZM48 116H49V114H48ZM65 116H66V114H65ZM70 116V115H69ZM77 116V115H76ZM107 116V115H106ZM117 116V115H116ZM115 116V117H116ZM119 116V115H118ZM170 116V115H169ZM180 116V115H179ZM182 116H183V114H182ZM219 116V115H218ZM243 116H245V115H243ZM31 117V116H30ZM35 117V116H34ZM88 117V116H87ZM103 117V116H102ZM143 117V118H144ZM171 117H173V116H171ZM183 117H185V116H183ZM222 117V116H221ZM1 118V117H0ZM32 118H33V116H32ZM81 118V117H80ZM83 118H85V116L83 117ZM82 118V119H83ZM89 118H91V117H88V119L87 120H89L90 121V119ZM110 118H111V116H110ZM113 118V117H112ZM173 118H175V117H173ZM223 118V117H222ZM236 118V117H235ZM25 119V118H24ZM44 119V118H43ZM92 119H93V117H92ZM114 119V118H113ZM119 119V118H118ZM122 119V118H121ZM157 119V118H156ZM184 119V118H183ZM248 119V118H247ZM251 119V118H250ZM28 120V119H27ZM61 120V119H60ZM62 120H63V118H62ZM65 120H67V119H65ZM80 120V119H79ZM95 120H96V118H95ZM112 120V119H111ZM155 120V119H154ZM173 120V119H172ZM213 120V119H212ZM238 120V119H237ZM240 120V119H239ZM243 120H245V118L243 119ZM15 121H17V120H15ZM96 121H98V120H96ZM95 121V122H96ZM100 121V120H99ZM108 121V120H107ZM116 121V120H115ZM156 121V120H155ZM155 121L153 122V123H155ZM22 122V121H21ZM50 122V121H49ZM66 122V121H65ZM67 122H69V121H67ZM66 122V123H67ZM73 122V121H72ZM103 122H105V120L103 121ZM121 122H123V121H121ZM120 122V123H121ZM168 122V121H167ZM173 122V121H172ZM176 122V121H175ZM217 122V121H216ZM227 122V121H226ZM247 122H249V121H247ZM251 122V121H250ZM60 123V122H59ZM81 123V122H80ZM97 123V122H96ZM117 123H119V122H117ZM119 123V124H120ZM161 123H162V121H161ZM178 123H179V119H178ZM221 123V122H220ZM230 123V122H229ZM245 123V122H244ZM16 124V123H15ZM55 124V123H54ZM68 124V123H67ZM69 124H70V122H69ZM93 124H94V122H93ZM234 124V123H233ZM253 124V123H252ZM254 124H256V123H254ZM3 125V124H2ZM22 125V124H21ZM75 125V124H74ZM91 125V124H90ZM109 125V124H108ZM174 125V127H175V124H173ZM179 125H181V124H179ZM178 125V126H179ZM184 125V124H183ZM56 126V125H55ZM72 126V125H71ZM80 126V125H79ZM95 126V125H94ZM97 127H98V125H96ZM110 126V125H109ZM162 126V125H161ZM163 126H164V124H163ZM167 126V125H166ZM169 126V125H168ZM215 126V125H214ZM238 126V125H237ZM247 126V125H246ZM25 127V126H24ZM29 127V126H28ZM44 127V126H43ZM65 127V126H64ZM100 127V126H99ZM98 127V128H99ZM101 127L103 128V126L101 125ZM116 127V126H115ZM171 127V126H170ZM170 127H168V128H170ZM180 127V126H179ZM183 127V126H182ZM240 127V126H239ZM242 127V126H241ZM244 127V126H243ZM1 128H2V126H1ZM6 128V127H5ZM11 128V127H10ZM80 128V127H79ZM94 128V127H93ZM101 128V129H102ZM153 128V127H152ZM177 129H178V127H176ZM216 128V127H215ZM218 128V127H217ZM233 128V127H232ZM7 129V128H6ZM31 129V128H30ZM48 129H49V127H48ZM55 129V128H54ZM85 129V128H84ZM104 129V128H103ZM154 129H157L156 131H158L157 133L156 132H153L154 133V136L156 137V140L158 139V140H161V139H164L163 137H164V135H163V133L161 132L162 130H161V127H159V126H157V124H156V128H154ZM254 129V128H253ZM4 130V129H3ZM18 130V129H17ZM40 130H41V128H40ZM51 130V129H50ZM56 130V129H55ZM64 130V129H63ZM71 129H69V131H70ZM74 130V129H73ZM86 130V129H85ZM89 130V129H88ZM150 130V129H149ZM152 131H154L153 129H151ZM173 130V129H172ZM187 130V129H186ZM218 130V129H217ZM255 130H257V129H255ZM19 131H20V129H19ZM29 130H27V132H28ZM52 131V130H51ZM67 131V130H66ZM76 131V130H75ZM81 131V130H80ZM108 131V130H107ZM114 131V130H113ZM179 131V130H178ZM184 131H185V129H184ZM194 131V130H193ZM241 131V130H240ZM239 131V133H241ZM258 131V130H257ZM2 129H1V134H2ZM7 132H8V130H7ZM10 132V131H9ZM15 132H17V131H15ZM44 132V131H43ZM76 132H78V131H76ZM91 132V131H90ZM90 132L88 131V133L90 134ZM96 132H98V131H96ZM101 132V131H100ZM115 132H116V130H115ZM168 132H169V130H168ZM192 132V131H191ZM243 132V131H242ZM251 132H252V130H251ZM6 133V132H5ZM5 133H3L4 135H5ZM13 133V132H12ZM46 133V132H45ZM44 133V134H45ZM56 133H57V131H56ZM66 133V132H65ZM80 133V132H79ZM79 133H77V134H79ZM118 133V132H117ZM116 133V134H117ZM170 133H172V132H170ZM178 133V132H177ZM250 133V132H249ZM256 133V132H255ZM1 134H0V136H1ZM11 134V133H10ZM31 134L34 136V138H36L37 140H38V138L40 137V134H38V133H36V132H31ZM41 134H42V132H41ZM71 134H72V131H71ZM76 134V133H75ZM98 134V133H97ZM100 134V133H99ZM173 135L175 134V133H172ZM180 134V133H179ZM200 134V133H199ZM245 134H246V132H245ZM26 135V134H25ZM25 135H23L24 137H25ZM73 135V134H72ZM81 135H82V133H81ZM84 135V134H83ZM101 135V134H100ZM176 135V134H175ZM194 135V134H193ZM202 135V134H201ZM206 135V134H205ZM252 135V134H251ZM256 135V134H255ZM11 136V135H10ZM32 136V137H33ZM60 136V135H59ZM99 136V135H98ZM177 136V135H176ZM187 136V135H186ZM185 136V137H186ZM199 136V135H198ZM204 136V135H203ZM86 137V136H85ZM88 137V136H87ZM91 137V136H90ZM166 137V136H165ZM42 138V137H41ZM61 138H62V136H61ZM68 138V137H67ZM75 138V137H74ZM84 137H82V139H83ZM168 138V137H167ZM170 138V137H169ZM188 138V137H187ZM191 138H193V137H191ZM5 139V138H4ZM20 139V138H19ZM23 139V138H22ZM28 139V138H27ZM40 139V138H39ZM45 139V138H44ZM54 139V138H53ZM60 139V138H59ZM76 139H77V137H76ZM78 139H80V137L78 136ZM90 139V138H89ZM94 139V138H93ZM171 139V138H170ZM200 139V138H199ZM259 139H262L263 140V143H261L260 141H259ZM1 140H2V138H1ZM8 141H9V139H7ZM86 140V139H85ZM98 140V139H97ZM151 140V139H150ZM149 140V141H150ZM177 140V139H176ZM175 140V141H176ZM192 140V139H191ZM201 140V139H200ZM204 140V139H203ZM4 141V140H3ZM15 141H16V139H15ZM26 141V140H25ZM41 141H43V140H41ZM46 141H47V139H46ZM55 141V140H54ZM73 141V140H72ZM81 141V140H80ZM95 141V140H94ZM93 141V142H94ZM7 142V141H6ZM11 142V141H10ZM22 142V141H21ZM20 142V143H21ZM37 142V141H36ZM51 142V141H50ZM56 142V141H55ZM54 142V143H55ZM60 142V141H59ZM63 142V141H62ZM75 142V141H74ZM99 142V141H98ZM157 142V141H156ZM174 142V141H173ZM183 142V141H182ZM181 142V143H182ZM208 142V141H207ZM206 142V143H207ZM1 143V142H0ZM12 143V142H11ZM47 143V142H46ZM69 143H71V142H69ZM89 143H92V142H89ZM184 143H186V142H184ZM8 144V143H7ZM13 144V143H12ZM23 144V143H22ZM41 144H42V142H41ZM50 145H51V143H49ZM57 144V143H56ZM82 144V143H81ZM80 144V145H81ZM92 144H94V143H92ZM159 144V143H158ZM174 144V143H173ZM178 144V143H177ZM188 144V143H187ZM198 144V143H197ZM201 144L203 145V143H202V141H201ZM28 145V144H27ZM35 145V144H34ZM50 145H48V146H50ZM78 145V144H77ZM83 145V144H82ZM88 145V144H87ZM145 145V144H144ZM167 145H169V144H167ZM179 145V144H178ZM186 145V144H185ZM190 145V144H189ZM199 145V144H198ZM208 145V144H207ZM11 147H12V145H10ZM15 146H17V145H15ZM22 146V145H21ZM24 146V145H23ZM22 146V147H23ZM30 146V145H29ZM38 146H40V145H38ZM43 146V145H42ZM47 146V145H46ZM47 146V147H48ZM60 146V145H59ZM72 146H74V145H72ZM89 146V145H88ZM146 146V145H145ZM170 146V145H169ZM172 146V145H171ZM177 146V145H176ZM184 146V145H183ZM188 146V145H187ZM206 146V145H205ZM4 147H5V144H4ZM9 147V146H8ZM31 147V146H30ZM34 147H36V146H34ZM53 147V146H52ZM71 147V146H70ZM90 147H91V145H90ZM147 147V146H146ZM174 147V146H173ZM178 147V146H177ZM177 147H175V148H177ZM180 147V146H179ZM189 147V146H188ZM204 147V146H203ZM203 147H201V148H203ZM213 147V146H212ZM14 148H16V147H14ZM13 148V149H14ZM21 148V147H20ZM59 148V147H58ZM85 148V147H84ZM83 148V149H84ZM162 148V147H161ZM166 148V147H165ZM164 148V149H165ZM168 148H170V147H168ZM190 148V147H189ZM192 148V147H191ZM216 148V147H215ZM220 148V147H219ZM3 149V148H2ZM25 149H26V147H25ZM62 149V148H61ZM88 149V148H87ZM160 149V148H159ZM186 149V148H185ZM188 149V148H187ZM206 149V148H205ZM8 150V149H7ZM27 150H29V149H26V151ZM40 150L41 151H44V149H43V147H40ZM50 150V149H49ZM64 150V149H63ZM62 150V151H63ZM74 150H75V148H74ZM77 150V149H76ZM90 150V149H89ZM146 150V149H145ZM153 150H154V148H153ZM173 150V149H172ZM179 150V149H178ZM183 150V149H182ZM181 150V151H182ZM191 150V149H190ZM209 150V149H208ZM217 150V149H216ZM30 151V150H29ZM68 151V150H67ZM84 151V150H83ZM87 151V150H86ZM151 151H152V149H151ZM159 151V150H158ZM157 151V152H158ZM169 151V150H168ZM167 151V152H168ZM194 151V150H193ZM192 151V152H193ZM196 151V150H195ZM213 151H215V150H213ZM10 152V151H9ZM23 152V151H22ZM46 152V151H45ZM54 152V151H53ZM81 152V151H80ZM155 152V151H154ZM184 152V151H183ZM216 152V151H215ZM25 153V152H24ZM59 153V152H58ZM62 153V152H61ZM145 153V152H144ZM150 153V152H149ZM168 153H171V152H168ZM187 153V152H186ZM195 153V152H194ZM199 153V152H198ZM198 153H196V155H199V157H200V154H198ZM216 153H218V151L216 152ZM221 154H222V152H220ZM29 154V153H28ZM35 154V153H34ZM42 154V153H41ZM45 154V153H44ZM68 154V153H67ZM81 154V153H80ZM153 155L155 154V153H152ZM151 154V155H152ZM161 154V153H160ZM172 154V153H171ZM210 154H211V152H210ZM210 154H207L208 156L210 155ZM215 154V153H214ZM214 154H212V156L214 155ZM220 154V155H221ZM27 155V154H26ZM30 155V154H29ZM28 155V157H30ZM32 155V154H31ZM47 155V154H46ZM50 155H52V154H50ZM56 155V154H55ZM77 155H78V153H77ZM147 155H150V154H148L147 153ZM167 155V154H166ZM183 155H185L184 153H183ZM196 155H194L195 157H197ZM202 155V154H201ZM223 155V154H222ZM20 156V155H19ZM35 156V155H34ZM61 156H66V153H65V151L63 152V155H61ZM70 156V155H69ZM130 156H133V157H136V159H138L136 162H131L132 164H128L129 162V157ZM143 156V155H142ZM162 156V155H161ZM164 156V155H163ZM179 156H180V154H179ZM190 156V155H189ZM203 156V155H202ZM13 157V156H12ZM16 157V156H15ZM27 157V156H26ZM55 157H57V156H55ZM72 157V156H71ZM71 157H69V158H71ZM75 157V156H74ZM165 157V156H164ZM177 157V156H176ZM214 157V156H213ZM222 157V156H221ZM9 158V157H8ZM35 158V157H34ZM38 158V157H37ZM36 158V159H37ZM41 158H42V156H41ZM59 158V157H58ZM79 158V157H78ZM78 158H76V159H78ZM119 158H126L128 161H127V165L125 164V166H122V161L120 162V164L121 165H119V163H118V161L120 160ZM152 158H153V156H152ZM156 158V157H155ZM179 158H181V157H179ZM208 158V157H207ZM224 158V157H223ZM228 158V159H229ZM26 159V158H25ZM47 159H49L48 157H47ZM46 159V160H47ZM136 159H134V160H136ZM145 159H148L147 157H145ZM160 159V158H159ZM168 159V158H167ZM197 159V158H196ZM202 159V158H201ZM221 159V158H220ZM226 159H227V156H226ZM225 159V160H226ZM31 160H33L34 161V159H31ZM40 160V159H39ZM51 160V159H50ZM63 160V159H62ZM166 160V159H165ZM164 160V161H165ZM183 160V159H182ZM204 160V159H203ZM209 160H210V158H209ZM3 161V160H2ZM9 161H11V160H9ZM21 161V160H20ZM41 161V160H40ZM55 161V160H54ZM59 161H61V160H59ZM144 161H146V160H144ZM155 161V160H154ZM161 161V160H160ZM163 161V160H162ZM167 161V160H166ZM178 161H180V159L178 160ZM184 161V160H183ZM186 161V160H185ZM195 161H199V160H195ZM201 161V160H200ZM216 161V160H215ZM229 161L230 160H227V162L229 163ZM4 162H8V161H4ZM45 162H47V161H45ZM50 162V161H49ZM48 162V163H49ZM62 162V161H61ZM104 162H106V163H109L110 164V166H113V169H111V170H109V171H104V169H100L99 167H98V165L99 164H101V163H104ZM148 162V161H147ZM150 162V161H149ZM168 162V161H167ZM202 162V161H201ZM217 162V161H216ZM226 162V161H225ZM226 162V163H227ZM10 163V162H9ZM8 163V165H10ZM43 162H41L40 163V165L42 164ZM47 163V164H48ZM55 163H57V162H55ZM71 163V162H70ZM155 163V162H154ZM163 163V162H162ZM165 163V162H164ZM169 163V162H168ZM194 163V162H193ZM200 163V162H199ZM224 163V162H223ZM225 163V164H226ZM258 163H260V164H262V167H261V178H259V179H257V180H255V176H256V167H257V165H259ZM4 165H5V163H3ZM2 164V165H3ZM13 164V163H12ZM16 164V163H15ZM46 164V163H45ZM151 164V163H150ZM205 164V163H204ZM219 164V163H218ZM217 164V165H218ZM221 164V163H220ZM229 164H231V163H229ZM1 165V166H2ZM7 165V164H6ZM5 165V166H6ZM17 165V164H16ZM20 165V164H19ZM33 165V164H32ZM37 165V164H36ZM43 165V164H42ZM130 165V166H129ZM166 165V164H165ZM176 165V164H175ZM181 165V164H180ZM216 165V164H215ZM232 165V164H231ZM235 165H234V167L233 168H235ZM29 166H30V161L28 162L27 160H26V162H24V163H22V167H23V169H24V178H25V180L26 181H28V179L29 178H31V177H29V172H30V170H29ZM35 166V165H34ZM57 166H59V165H57ZM164 166V165H163ZM177 166V165H176ZM175 166V167H176ZM183 166V165H182ZM203 166V165H202ZM213 166H214V164H213ZM239 166V165H238ZM7 167V166H6ZM18 167V166H17ZM50 167V166H49ZM60 167L63 169V172H64V175L66 176L67 174H68V170H69V168L66 166V164L63 162V163H61L60 164ZM155 167V166H154ZM165 167V166H164ZM172 167V166H171ZM175 167H173V168H175ZM207 167H208V164H207ZM229 167V166H228ZM231 167V166H230ZM240 167V166H239ZM8 168V167H7ZM12 168H13V165H12ZM31 168H33V167H31ZM71 168H72V166H71ZM89 168H90V170H89ZM142 169L144 168V167H141ZM160 168V167H159ZM167 168V167H166ZM172 168V169H173ZM191 168V167H190ZM196 168V167H195ZM201 168V167H200ZM213 168V167H212ZM223 168V167H222ZM232 168V167H231ZM9 169V168H8ZM11 169V168H10ZM15 169V168H14ZM43 169V168H42ZM50 169H52V168H50ZM55 169H57V168H55ZM60 169V168H59ZM147 169H148V167H147ZM150 169V168H149ZM161 169H163L162 167H161ZM169 169H171V168H169ZM182 169V168H181ZM203 169V168H202ZM205 169V168H204ZM215 170H216V168H214ZM230 169V168H229ZM0 170H1V168H0ZM2 170H4V169H2ZM20 170V169H19ZM37 170V169H36ZM54 170V169H53ZM135 170V169H134ZM152 170V169H151ZM159 170V169H158ZM164 170H166V169H164ZM198 172H199V170H198V167H197V169H196ZM208 170V169H207ZM223 170V169H222ZM233 170V169H232ZM7 171V170H6ZM135 171H137V170H135ZM170 171V170H169ZM175 171H178V168H177V170H175ZM183 171V170H182ZM185 171V170H184ZM186 171H188V170H186ZM194 171V170H193ZM225 171V170H224ZM236 171H238V170H236ZM1 172V171H0ZM9 172V171H8ZM32 172V171H31ZM38 172V171H37ZM76 172V171H75ZM125 172V173H124ZM138 172V171H137ZM147 172V171H146ZM173 172V171H172ZM195 172V171H194ZM210 172V171H209ZM213 172V171H212ZM230 172V171H229ZM240 172V171H239ZM5 173V172H4ZM3 173V174H4ZM16 173V172H15ZM15 173H13V174H15ZM40 173V172H39ZM61 173H62V171H61ZM74 173V172H73ZM155 173V172H154ZM160 173V172H159ZM178 173H179V171H178ZM200 173V172H199ZM202 173H203V170H202ZM224 173V172H223ZM222 173V174H223ZM226 173V172H225ZM228 173V172H227ZM258 173V172H257ZM19 174V173H18ZM17 173H16V176L18 175ZM79 174V173H78ZM168 174V173H167ZM174 174V173H173ZM188 174V173H187ZM260 174V173H259ZM32 175V174H31ZM52 175V174H51ZM95 175H98V178L95 180L94 179V176ZM114 175V176H113ZM131 175V174H130ZM143 175H145V174H143ZM165 175V174H164ZM179 175H181V174H179ZM42 176V175H41ZM48 176H49V174H48ZM55 176V175H54ZM73 176V175H72ZM140 176V175H139ZM158 176V175H157ZM171 176H173V175H171ZM182 176H183V174H182ZM182 176H181V178H182ZM188 176V175H187ZM224 176V175H223ZM229 176V175H228ZM231 176H234V175H231ZM10 177V176H9ZM22 177V176H21ZM64 176H62V178H63ZM68 177V176H67ZM142 177V176H141ZM161 177V176H160ZM173 177H175V176H173ZM180 177V176H179ZM197 176H194L192 173L190 174V179L189 178H186V180L187 179H189L190 181H185V180H183L182 179V181L180 182L179 181V183H175L173 180H171L169 177H166L165 179H166V183H167V185L169 186V187H171V188H173V187H178V190L184 195V197L186 198V200H187V202H188V205L189 204H194L195 202H196V198H201V196L202 197H206L207 196V205H208V211H209V213H210V216L211 217H217L216 215L219 213V211H218V204H217V201H219V199H222V196H223V185H222V182L221 183H216V184H218V185H216V186H212L211 188H210V190L208 191V193L206 194V193H203V191L202 190H198V192H199V194H198V197H196V192H195V187L196 186H198V180H197V178H196ZM37 178V177H36ZM42 178V177H41ZM45 178V177H44ZM47 178V177H46ZM144 178V177H143ZM149 178V177H148ZM176 178V177H175ZM184 178V177H183ZM224 179H225V177H223ZM227 178V177H226ZM23 179V178H22ZM35 179V178H34ZM79 179V178H78ZM114 179V180H115ZM128 179V178H127ZM135 179V178H134ZM150 179V178H149ZM148 179V180H149ZM173 179V178H172ZM185 179V178H184ZM235 179H237V178H235ZM2 180V179H1ZM0 180V181H1ZM19 180H21V179H19ZM24 180V181H25ZM37 180V179H36ZM39 180V179H38ZM56 180H57V178H56ZM72 180V179H71ZM124 180V179H123ZM131 180H132V178H131ZM147 180V181H148ZM154 180V182H155V179H153ZM178 180H180V179H178ZM221 179H219L218 181H220ZM227 180V179H226ZM230 180V179H229ZM3 181V180H2ZM34 181V180H33ZM73 181V180H72ZM129 181V180H128ZM158 181V180H157ZM4 182V181H3ZM8 182V181H7ZM41 182V181H40ZM39 182V183H40ZM123 182V181H122ZM197 182V183H196ZM224 182V181H223ZM233 182V181H232ZM2 183V182H1ZM22 183V182H21ZM28 183H29V181H28ZM36 183V182H35ZM52 183H53V181H52ZM72 183V182H71ZM120 182H118V184H119ZM134 183H137V182H135L134 181ZM148 183V182H147ZM152 183H153V181H152ZM151 183V184H152ZM206 183V182H205ZM231 183V182H230ZM3 184V183H2ZM13 184V183H12ZM37 184V183H36ZM41 184V183H40ZM80 184V183H79ZM123 184H125V183H123ZM149 184V183H148ZM197 184V185H196ZM207 185H208V183H206ZM229 184V183H228ZM235 184H236V182H235ZM20 185V184H19ZM33 185V184H32ZM39 185V184H38ZM69 185V184H68ZM72 185H73V183H72ZM155 185V184H154ZM196 185V186H195ZM206 185V186H207ZM76 186H78V184H76ZM118 186V185H117ZM133 186V185H132ZM139 186V185H138ZM145 186V185H144ZM148 186V185H147ZM156 186V185H155ZM158 186V185H157ZM161 186H163L162 184H161ZM164 186H166V185H164ZM225 186H228V185H225ZM230 186V185H229ZM5 187V186H4ZM23 187H24V190H25V192L29 195V196H31L30 194V189H29V187L28 186H26V185H24L23 184ZM79 187V186H78ZM160 187V186H159ZM210 187V186H209ZM263 187V186H262ZM34 188V187H33ZM44 188V187H43ZM49 188V187H48ZM70 188V187H69ZM77 188V187H76ZM113 188V186H111V189ZM124 188V187H123ZM126 188V187H125ZM152 188V187H151ZM167 188V187H166ZM200 188V187H199ZM227 188V187H226ZM232 188H233V186H232ZM256 188V187H255ZM264 188V187H263ZM13 189H15V188H13ZM23 189V188H22ZM121 189V188H120ZM159 189H161V188H159ZM231 189V188H230ZM235 189V190H236ZM41 190V189H40ZM46 190V189H45ZM74 190V189H73ZM72 190V191H73ZM79 190V189H78ZM78 190H77V192H78ZM116 190V189H115ZM128 190V189H127ZM175 190V189H174ZM177 190V191H178ZM229 190V189H228ZM6 191V190H5ZM18 191H20V190H18ZM107 191V190H106ZM109 191V190H108ZM123 191V190H122ZM139 191V190H138ZM167 191H169V190H167ZM207 191V190H206ZM226 191V190H225ZM263 191V190H262ZM261 191V192H262ZM0 192H2V191H0ZM82 192H83V190H82ZM86 192V193H87ZM112 192V191H111ZM110 192V193H111ZM126 192V191H125ZM135 192V191H134ZM159 192V191H158ZM166 192V191H165ZM176 192V191H175ZM234 192V191H233ZM252 192V191H251ZM8 193V192H7ZM22 193V192H21ZM43 193V192H42ZM79 193V192H78ZM89 193V192H88ZM142 193V192H141ZM160 193V192H159ZM3 194V193H2ZM24 194V193H23ZM40 194V193H39ZM62 194V193H61ZM64 194V193H63ZM97 194V193H96ZM137 194V193H136ZM145 194V193H144ZM165 194V193H164ZM181 194V195H182ZM227 194H228V192H227ZM226 194V195H227ZM11 195V194H10ZM25 195V194H24ZM69 195V194H68ZM109 195V194H108ZM114 195V194H113ZM121 195V194H120ZM125 195V194H124ZM135 195V194H134ZM146 195V194H145ZM152 195V194H151ZM167 195V194H166ZM173 195V194H172ZM180 195V196H181ZM231 195V194H230ZM246 195V194H245ZM249 195V194H248ZM4 196V195H3ZM2 196V197H3ZM60 196V195H59ZM82 196H83V194H82ZM90 196V195H89ZM102 196V195H101ZM126 196H127V194H126ZM137 196V195H136ZM139 196V195H138ZM159 196H161V194L159 195ZM228 196V195H227ZM235 196V197H236ZM61 197V196H60ZM88 197V196H87ZM94 197H96V196H94ZM140 197V196H139ZM150 197V196H149ZM170 197V196H169ZM174 197V196H173ZM176 197V196H175ZM225 197V196H224ZM251 197V196H250ZM42 198V197H41ZM47 198H48V196H47ZM78 198H79V196H78ZM83 198V197H82ZM91 198V197H90ZM110 198V197H109ZM113 198V197H112ZM119 198V197H118ZM127 199H128V197H126ZM153 198H155V197H153ZM164 198H165V196H164ZM249 198V197H248ZM24 199V198H23ZM43 199V198H42ZM49 199V198H48ZM52 199V198H51ZM61 199H62V197H61ZM147 199V198H146ZM180 199V198H179ZM184 199V198H183ZM7 200H8V198H7ZM21 200V199H20ZM27 200V199H26ZM50 200V199H49ZM54 200V199H53ZM63 200V199H62ZM120 200H122V199H120ZM131 200V199H130ZM133 200V199H132ZM137 200V199H136ZM155 200V199H154ZM173 200V199H172ZM225 200V199H224ZM15 201H17V200H15ZM23 201V200H22ZM30 201H31V199H30ZM47 201V200H46ZM57 201V200H56ZM65 201V200H64ZM70 201V200H69ZM79 201H81V200H79ZM88 201V200H87ZM123 201V200H122ZM134 201V200H133ZM138 201V200H137ZM156 201V200H155ZM163 201H164V199H163ZM176 201V200H175ZM199 201H200V199H199ZM203 201V200H202ZM221 201V200H220ZM35 202V201H34ZM52 202V201H51ZM75 202V201H74ZM73 202V203H74ZM77 202V201H76ZM96 202V201H95ZM103 202V201H102ZM126 202V201H125ZM157 202H158V200H157ZM174 202V201H173ZM182 202H184V201H181V203ZM223 202V201H222ZM47 203H48V201H47ZM53 203H55V201L53 202ZM63 203V202H62ZM78 203V202H77ZM107 203V202H106ZM119 203H120V201H119ZM159 203V202H158ZM178 203V202H177ZM177 203H175V204H177ZM218 203H220V202H218ZM247 203V202H246ZM27 204V203H26ZM104 204V203H103ZM121 204V203H120ZM125 204V203H124ZM123 204V205H124ZM127 204V203H126ZM161 204V203H160ZM167 204V203H166ZM202 204V203H201ZM16 205V204H15ZM23 205V204H22ZM43 205V204H42ZM45 205V204H44ZM54 205V204H53ZM95 205V204H94ZM109 205V204H108ZM128 205V204H127ZM145 205V204H144ZM148 205H149V203H148ZM184 205V204H183ZM187 205V206H188ZM223 206H224V204H222ZM55 206V205H54ZM59 207H60V205H58ZM57 206V207H58ZM62 206V205H61ZM68 206V205H67ZM75 206V205H74ZM117 206V205H116ZM132 206V205H131ZM137 206V205H136ZM154 206V205H153ZM158 206V205H157ZM194 206V205H193ZM33 207V206H32ZM34 207H36L35 205H34ZM40 207V206H39ZM45 207V206H44ZM58 207V208H59ZM108 207V206H107ZM138 207H140V206H138ZM259 208V207H261V204L258 202V201H254V203L252 204V210H253V216H254V218H255V223H251V225L252 226H254L255 228H256V226H257V221H258V219H259V216H260V214L258 215L257 214V212H256V208ZM10 208H12V207H10ZM63 208V207H62ZM126 208V207H125ZM154 208H156V206L154 207ZM174 208H176L175 206H174ZM182 208V207H181ZM203 208V207H202ZM201 208V209H202ZM257 208V209H258ZM33 209V208H32ZM38 209V208H37ZM48 209H49V207H48ZM54 209V208H53ZM64 209H66V208H64ZM100 209V208H99ZM106 209V208H105ZM118 209V208H117ZM116 209V210H117ZM139 209V208H138ZM172 209V208H171ZM189 209V208H188ZM220 209H222V208H220ZM260 209V208H259ZM3 210H4V207H3ZM6 210V209H5ZM16 210H18V209H16ZM61 210V209H60ZM92 210V209H91ZM101 210V209H100ZM107 210H108V208H107ZM121 210V209H120ZM143 211H144V209H142ZM148 210V209H147ZM34 211H36V210H34ZM62 211V210H61ZM67 211V210H66ZM86 211H87V209H86ZM93 211V210H92ZM111 211H113L114 212V210L111 208ZM146 211V210H145ZM162 211V210H161ZM176 211H177V209H176ZM262 211V210H261ZM12 212V211H11ZM15 212V211H14ZM30 212V211H29ZM28 212V213H29ZM37 212H39V209H38V211ZM43 212V211H42ZM42 212H41V214H42ZM65 212V211H64ZM85 212V211H84ZM108 212V211H107ZM183 212V211H182ZM204 212V211H203ZM223 212V211H222ZM66 213V212H65ZM65 213H64V215H65ZM75 213V212H74ZM123 213V212H122ZM138 213V212H137ZM145 213V212H144ZM149 213V212H148ZM157 213V212H156ZM186 213V212H185ZM10 214V213H9ZM14 214V213H13ZM32 214V213H31ZM30 214V215H31ZM62 214V213H61ZM92 214V213H91ZM130 214H133V213H131L130 212ZM143 214V213H142ZM154 214V213H153ZM169 214V213H168ZM167 214V215H168ZM178 214H179V210H178ZM183 214V213H182ZM188 214V213H187ZM191 214V213H190ZM196 214V213H195ZM195 214H194V216H195ZM247 214V213H246ZM3 215H4V213H3ZM33 215V214H32ZM77 215H78V213H77ZM90 215V214H89ZM114 215H117L116 213H113V216ZM159 215H161V214H159ZM172 215V214H171ZM177 215V214H176ZM180 215V214H179ZM184 215V214H183ZM192 215V214H191ZM221 215V214H220ZM251 215V214H250ZM43 216V215H42ZM69 216H71V215H69ZM94 216V215H93ZM140 216V215H139ZM138 216V217H139ZM169 216V215H168ZM173 216V215H172ZM200 216V215H199ZM242 216H244V215H242ZM15 217V216H14ZM38 217V216H37ZM55 217H57L58 219H62V217L59 215V213L57 212V214H55ZM109 217V216H108ZM197 217V216H196ZM210 217V218H211ZM214 217V218H215ZM228 217V216H227ZM245 217V216H244ZM244 217H242V218H244ZM252 217V216H251ZM40 218V217H39ZM38 218V219H39ZM47 218V217H46ZM49 218V217H48ZM101 218V217H100ZM133 218V217H132ZM140 218H143V217H140ZM148 218V217H147ZM155 218V217H154ZM177 218H178V216H177ZM192 218V217H191ZM199 218V217H198ZM218 218V217H217ZM225 218V217H224ZM231 218V217H230ZM241 218V219H242ZM246 218V217H245ZM249 218V217H248ZM8 219V218H7ZM42 219V218H41ZM57 219V220H58ZM68 219V218H67ZM70 219V218H69ZM95 219V218H94ZM93 219V220H94ZM135 219V218H134ZM133 219V220H134ZM182 219V218H181ZM200 219V221H199V226L197 227L198 229H199V227H201L202 228V226H204V225H206V226H208L209 225V221H208V218L207 217H202V218H199ZM250 219V218H249ZM48 220V219H47ZM50 220V219H49ZM71 220H73V219H71ZM111 220H112V222L113 221H115V219H112L111 218ZM198 220V219H197ZM246 220V219H245ZM260 220V219H259ZM2 221V220H1ZM18 221V220H17ZM52 221H54L53 219H52ZM60 221V220H59ZM59 221H57V223L59 222ZM119 221V220H118ZM147 220H145V222H146ZM170 221H172V220H170ZM180 221V220H179ZM189 221V220H188ZM244 221V220H243ZM247 221V220H246ZM10 222V221H9ZM64 222V221H63ZM78 222V221H77ZM98 222V221H97ZM120 222H121V225H124V220H122V219H120ZM157 222V221H156ZM184 222V221H183ZM193 222H194V220H193ZM60 223V222H59ZM81 223V222H80ZM114 223V222H113ZM117 223V222H116ZM153 223V222H152ZM151 223V224H152ZM185 223V222H184ZM187 223V222H186ZM190 223V222H189ZM6 224H7V222H6ZM11 224V223H10ZM72 224V223H71ZM82 224V223H81ZM81 224H80V227H81ZM100 224V223H99ZM167 224V223H166ZM173 225H174V223H172ZM180 224H182V223H180ZM197 224V223H196ZM218 224H219V222H218ZM227 224V223H226ZM247 224V223H246ZM259 224H260V221H259ZM27 225V224H26ZM48 225V224H47ZM60 225H62V223L60 224ZM67 225V224H66ZM66 225H64L63 227H65L66 228ZM73 225H75V224H73ZM156 225V224H155ZM12 226V225H11ZM18 226V225H17ZM49 226V225H48ZM87 226V225H86ZM99 226V225H98ZM102 226V225H101ZM129 226H131V225H129ZM136 226H137V224H136ZM149 226V225H148ZM161 226V225H160ZM194 226V225H193ZM261 226V225H260ZM68 227V226H67ZM84 227V226H83ZM88 227V226H87ZM90 228H89V230L87 231V232H82V234H84L85 233V238L86 239H88L89 237H92V238H95V239H97V240H100V239H102L103 238V236H102V232H100V230L98 229V228H96V227H94V226H89ZM100 227V226H99ZM103 227V226H102ZM122 227V226H121ZM152 227V226H151ZM170 227V226H169ZM177 227V226H176ZM181 227V226H180ZM187 227V226H186ZM195 227V226H194ZM216 227V226H215ZM250 227V226H249ZM253 227V228H254ZM1 228V227H0ZM23 228V227H22ZM51 228V227H50ZM85 228V227H84ZM83 228V229H84ZM141 228V227H140ZM182 228V227H181ZM188 228V227H187ZM213 228V227H212ZM55 229V228H54ZM68 229V228H67ZM72 229V228H71ZM74 229V228H73ZM76 229V228H75ZM82 229V228H81ZM143 229V228H142ZM167 229V228H166ZM195 230H197L196 228H194ZM233 229H235L234 228V226H233ZM239 229V228H238ZM258 229V228H257ZM262 229V228H261ZM264 229V228H263ZM262 229V230H263ZM15 230V229H14ZM32 230V229H31ZM30 230V231H31ZM113 230H115V229H113ZM123 230H125V229H123ZM135 230V229H134ZM150 230V229H149ZM153 230V229H152ZM163 230V229H162ZM161 230V231H162ZM250 230V229H249ZM260 230V229H259ZM21 231V230H20ZM47 231V230H46ZM119 231V230H118ZM136 231H137V229H136ZM145 231V230H144ZM157 231H160V230H157ZM171 231V230H170ZM184 231V230H183ZM199 231V230H198ZM252 231V230H251ZM255 231V230H254ZM257 231V230H256ZM76 232H78V230L76 229ZM153 232V231H152ZM185 232H187V230L185 231ZM209 232H211V231H209ZM258 232V231H257ZM261 232V231H260ZM1 233V232H0ZM27 233V232H26ZM44 233V232H43ZM79 233V232H78ZM117 233V232H116ZM119 234H120V232H118ZM125 233H126V231H125ZM128 234H129V232H127ZM138 233H140V232H138ZM144 233V232H143ZM158 233V232H157ZM163 233V232H162ZM166 233V232H165ZM177 233V232H176ZM188 233V232H187ZM212 233V232H211ZM215 233H217V232H215ZM252 233H253V231H252ZM15 234V233H14ZM48 237H47V239H48V242H49V244L51 245V247H52V252H54V253H56V254H60V256H61V258H62V262H63V264H69V262H70V259H71V255H70V253H69V249L68 248H70V247H68L67 248V243H68V241H67V238H69V236L67 237V234L65 233V231H63V230H51V231H49L48 233ZM81 234V233H80ZM105 234V233H104ZM170 234H171V232H170ZM184 234V233H183ZM191 234V233H190ZM207 234V233H206ZM121 235V234H120ZM120 235H119V237H120ZM145 235V234H144ZM149 235V234H148ZM147 235V236H148ZM189 235V234H188ZM201 235H202V233H201ZM212 235H213V233H212ZM235 235H236V233H235V231L233 232V233H231V234H229V235H227L226 236V238H225V240L222 242V244L219 246V248H220V253H219V255L218 256H215V257H212L211 259H209L207 262H206V264H220V258H221V255L224 253V252H227V251H225L227 248H232L233 247V244L235 243L234 241H237V240H235ZM246 235V234H245ZM4 236H5V234H4ZM106 236V235H105ZM141 236H143V235H141ZM154 236V235H153ZM167 236V235H166ZM178 236V235H177ZM183 236V235H182ZM191 236V235H190ZM210 236V235H209ZM244 236V235H243ZM17 237V236H16ZM19 237V236H18ZM117 237V236H116ZM139 237V236H138ZM155 237H157V236H155ZM154 237V238H155ZM169 237V236H168ZM176 236H174L173 237V235H172V239H174ZM193 237V236H192ZM216 237V236H215ZM218 237V236H217ZM2 238V237H1ZM10 238V237H9ZM61 238H62V240H61ZM78 238H79V234L77 235H73V239L75 240V242H76V240L78 241ZM140 238V237H139ZM182 238V237H181ZM185 238H187V237H185ZM213 238H214V236H213ZM21 239V238H20ZM44 239V238H43ZM136 239H138L137 237H136ZM151 239H153V238H151ZM157 239V238H156ZM155 239V240H156ZM195 239V238H194ZM218 239H219V237H218ZM120 240V239H119ZM159 240V239H158ZM157 240V241H158ZM180 240V239H179ZM190 240V239H189ZM198 240V239H197ZM207 240V239H206ZM6 241V240H5ZM34 241H36V240H34ZM84 241V240H83ZM124 241V240H123ZM144 241V240H143ZM148 241V240H147ZM162 241V240H161ZM187 241H188V239H187ZM210 241H212V240H210ZM239 241V240H238ZM2 242V241H1ZM19 242V241H18ZM24 242V241H23ZM38 242V241H37ZM80 242V241H79ZM93 242H95L94 240H93ZM97 242V241H96ZM125 242H127V241H125ZM131 242H133V241H131ZM136 242V241H135ZM140 242V241H139ZM149 242V241H148ZM147 242V243H148ZM166 242V241H165ZM179 242V241H178ZM191 242V241H190ZM193 242V241H192ZM252 242V241H251ZM251 242H250V244H251ZM3 243V242H2ZM10 243V242H9ZM84 243H86V242H84ZM90 243V242H89ZM100 243V242H99ZM102 243H104L103 241H102ZM137 243V242H136ZM153 243H155V242H153ZM176 242H174V244H175ZM197 243V242H196ZM200 243V242H199ZM243 243V242H242ZM252 243H254V242H252ZM1 244V243H0ZM88 244V243H87ZM92 244V243H91ZM122 244V243H121ZM124 244V243H123ZM152 244V243H151ZM178 244V243H177ZM187 244V243H186ZM198 244V243H197ZM204 244H205V242H204ZM215 244V243H214ZM249 244V245H250ZM255 244V243H254ZM3 245V244H2ZM11 245L12 246H15V243H14V241H11ZM90 245V244H89ZM93 245V244H92ZM95 246H96V244H94ZM134 245H136V244H134ZM163 245V244H162ZM202 245V244H201ZM24 246V245H23ZM105 246V245H104ZM114 247H115V245H113ZM121 246V245H120ZM129 246V245H128ZM142 246V245H141ZM144 246V245H143ZM146 246V245H145ZM157 246V245H156ZM159 246V245H158ZM182 246V245H181ZM183 246H184V244H183ZM188 246V245H187ZM187 246H185V247H187ZM193 246V245H192ZM18 247H20V246H18ZM31 247V246H30ZM98 247V246H97ZM110 247V246H109ZM117 247H118V245H117ZM125 247V246H124ZM137 247V246H136ZM172 247V246H171ZM213 247V246H212ZM5 248V247H4ZM9 248V247H8ZM11 248V247H10ZM27 248V247H26ZM36 248V247H35ZM80 248V247H79ZM151 248V247H150ZM156 248V247H155ZM194 248V247H193ZM197 248V247H196ZM208 248V247H207ZM33 249V248H32ZM112 249H113V247H112ZM164 249V248H163ZM198 249V248H197ZM202 249V248H201ZM209 249V248H208ZM250 249V248H249ZM3 250V249H2ZM2 250H0V251H2ZM72 250V249H71ZM82 249L80 248V251H81ZM86 250V249H85ZM96 250V249H95ZM119 250V249H118ZM133 250V249H132ZM134 250H136V249H134ZM145 250V249H144ZM174 250V249H173ZM180 250V249H179ZM189 250V249H188ZM8 251H10V250H8ZM13 251V256H12V258H8L9 260H8V264H19V260L17 259V253L15 252V248L12 250ZM18 251V250H17ZM22 251V250H21ZM24 251V250H23ZM28 251H30V250H28ZM73 251V250H72ZM87 251V250H86ZM100 251V250H99ZM103 251V250H102ZM101 251V252H102ZM143 251V250H142ZM157 251V250H156ZM167 251V250H166ZM203 251H205V250H203ZM237 251V250H236ZM11 252V251H10ZM19 252V251H18ZM98 252V251H97ZM115 252V251H114ZM119 252V251H118ZM152 252H154V250L152 251ZM179 252H182V250L181 251H179ZM208 252V251H207ZM230 252V251H229ZM237 252H239L238 254H237V257H236V259L233 261H230L228 264H247L246 262H247V254H246V250H245V248H243L242 249V247H241V249H240V251H237ZM251 252H252V250H251ZM262 252V251H261ZM1 253V252H0ZM6 253V252H5ZM4 253V254H5ZM24 253V252H23ZM27 253V252H26ZM30 253H31V251H30ZM48 253V252H47ZM111 253H112V251H111ZM117 253V252H116ZM136 253H137V251H136ZM160 253V252H159ZM162 253H163V251H162ZM161 253V254H162ZM192 253V252H191ZM197 253V252H196ZM195 253V254H196ZM201 253V252H200ZM209 253V252H208ZM38 254H40L39 252H38ZM80 254V253H79ZM106 254V253H105ZM126 254V253H125ZM138 254H140V253H138ZM150 254H151V252H150ZM171 254V253H170ZM184 254V253H183ZM210 254V253H209ZM264 254V253H263ZM1 255H2V253H1ZM10 255V254H9ZM11 255H12V253H11ZM25 255V254H24ZM27 255V254H26ZM44 255V254H43ZM90 255V254H89ZM135 255V254H134ZM142 255V254H141ZM155 255V254H154ZM173 255V254H172ZM176 255V254H175ZM205 255V254H204ZM212 255V254H211ZM210 255V256H211ZM46 256V255H45ZM56 256V255H55ZM81 256V255H80ZM92 256V255H91ZM120 256V255H119ZM126 256V255H125ZM131 256H133V255H131ZM143 256V255H142ZM141 256V257H142ZM148 256H150V255H148ZM158 256H160V254L158 255ZM184 256V258H188L187 257V254L186 255H183ZM182 256V257H183ZM209 256V255H208ZM209 256V257H210ZM223 256V255H222ZM34 257V256H33ZM32 257V258H33ZM121 257V256H120ZM130 257V256H129ZM128 257V258H129ZM146 257V256H145ZM31 258V257H30ZM37 258V257H36ZM82 258V257H81ZM85 258V257H84ZM110 258V257H109ZM114 258V257H113ZM117 258V257H116ZM158 258V257H157ZM166 258H167V256H166ZM193 258V257H192ZM191 258V259H192ZM200 258V257H199ZM203 258V257H202ZM201 258V259H202ZM4 259V258H3ZM120 259V258H119ZM131 259V258H130ZM136 259H138V258H136ZM171 259V258H170ZM169 259V260H170ZM185 259V260H186ZM40 260V259H39ZM75 260V259H74ZM91 260V259H90ZM112 260V259H111ZM127 260V259H126ZM141 260V259H140ZM151 260V259H150ZM154 260V259H153ZM172 260V259H171ZM204 260V259H203ZM28 261H30V260H28ZM34 261V260H33ZM43 261V260H42ZM87 261H88V259H87ZM139 261V260H138ZM145 261H147V260H145ZM173 261V260H172ZM171 261V262H172ZM199 261V260H198ZM202 261V260H201ZM227 261H229V259L227 260ZM35 262V261H34ZM40 262V261H39ZM130 262H131V260H130ZM129 262V263H130ZM177 263H175V264H187V262L186 261H184L183 259H178V261H176ZM222 262V261H221ZM111 263V262H110ZM128 263V264H129ZM133 263V262H132ZM137 263V262H136ZM135 263V264H136ZM142 263V262H141ZM156 263H158V262H156ZM197 263V262H196ZM198 263H201V262H198ZM0 264H6V262L5 261H3V260H0ZM24 264V263H23ZM38 264V263H37ZM81 264V263H80ZM147 264V263H146ZM149 264V263H148ZM159 264H161V263H159ZM164 264V263H163ZM191 264V263H190ZM202 264V263H201ZM225 264V263H224ZM249 264V263H248Z\"/></svg>",
	"mask_w": 264,
	"mask_h": 264
}]
</instances>
